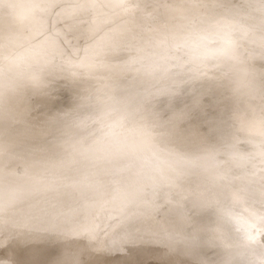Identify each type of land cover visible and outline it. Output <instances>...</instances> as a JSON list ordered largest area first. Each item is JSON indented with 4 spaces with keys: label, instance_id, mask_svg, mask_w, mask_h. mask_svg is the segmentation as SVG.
Instances as JSON below:
<instances>
[{
    "label": "bare ground",
    "instance_id": "6f19581e",
    "mask_svg": "<svg viewBox=\"0 0 264 264\" xmlns=\"http://www.w3.org/2000/svg\"><path fill=\"white\" fill-rule=\"evenodd\" d=\"M57 1L59 2V0H54V1L49 0V2L47 4L44 3V5L38 4L39 6L29 7L28 6L29 1L28 2L25 1V3L20 5L19 0H0V60L1 59H3V60L7 59L5 61L6 62L8 61L6 63L2 60L7 65L6 66L0 65V66H2L0 68V264H113L112 257L110 256L109 253H106V252H108V250L105 251L104 248H101V245H102V242H101V237H102L101 235L102 234H101V232H103L104 230H109V231L115 232L117 230V228L119 229L118 234L120 236H124L123 237L124 242H121V244H119V245L117 243L118 247L122 248L124 251H126L127 254L129 255V257H132V259H133V255H135V253H136V255H137V252L139 254H141L143 259L139 258L140 264H177V259L180 256L187 257V258H188V256L189 257L192 256V258H197V251L195 249L194 250L191 249V247H189V245H188V243L190 241V236H188L186 234H182L179 231L172 230V232L170 234H168V233H166V231L162 230L160 232V234H159V232L156 233V234H158V236L155 234V239L154 238L152 239V237L150 238L149 235L153 231V228L150 226L149 221L143 222L144 220H146L147 216H150V214H149L150 212L146 213V211H148L150 209H148V206H147V210H144L145 212L141 211L140 209L137 211H134L135 207L131 206V204L134 205L133 204V203H135L134 199L137 196L141 197L139 199L141 201L140 203H142L144 205L147 204L149 202V200H148V198L146 199L145 197H143V196H146V194H147L146 192L142 193L141 191L138 192L137 188L134 189V187H136L134 184L139 183V181L136 179V177H138V175H137L138 172L143 171L142 166L141 167L137 166L136 169L134 168L135 170L133 172V175L126 176L125 174L127 173V169H126L127 165H125V164H129L130 162H135L137 165H141V163H144V161L142 159H140L139 157L147 159L148 154L154 158H156V156H161V157H166L169 159V163H166L167 165H165V169L167 171L166 176H167L168 182L162 187V194H164L163 196L171 195L169 193H171V190L173 189V187L175 188L176 186L183 185L184 183H185V185L189 186L193 190L194 200H201L203 202L204 209H205L204 211L202 210L203 212H201L198 216H196V220H198V222L202 220L203 222H207L208 224H211V235H212L213 241H215V243H212V244H214L213 247L216 248L218 245L219 248H221V247L222 248H228L229 243L232 242L234 239V236H236V234H235L236 231L238 232V229H242L245 226L240 219L241 215L240 216L234 215V214L229 215L230 211L229 212L224 211L223 208L221 206H219L220 202H218L216 198H218V195L220 194L219 192H221V191L222 192L223 191H232L231 190L232 187L233 188H240L239 186H243L248 192L244 196L243 195L241 196L242 205L244 207L249 208L248 203L250 202L252 197H251V194L249 193V190L247 189V186L255 187L257 185H264V171H263L264 168L263 167H262L263 169L261 171H256L257 173H254L257 175H260V173H261L260 176H256V175L254 176V174H251L254 171L253 166L255 169V166H257V164H258V161H256L257 164L253 163V160L254 159L256 160V158H254L255 157L254 154L255 153L260 154L261 151L263 152L264 146L262 147V145H264V141H263L264 137L262 136L263 135L262 133H260V135L262 134L261 136L263 137V139L261 137H258L259 139L256 136L254 137V135L257 133V131L260 130L259 132H262L261 130H263L261 128L259 129L260 125H257L258 126L257 128L259 130L256 127H254L257 131L256 130L253 131L254 128L251 127L252 122L250 123V121H245L246 118L248 117V115H246L247 117L246 116L244 117V115H243L244 113L248 114L249 112H252L251 109H254V111H256V109L259 108L258 110H261L260 107H263L260 105H259L260 107H258V104L256 103L257 101L255 98H253V99H255L256 102L252 101V99H249L250 91H248L249 93L248 94L246 93L249 96L248 99L251 100L252 102H254V104H255L254 107H257V108L255 109L253 107L254 104L251 101H249L247 103L246 101H248V100L245 101V104L247 103L246 106H248V107H250L249 105H251L252 108L250 107V109H249L246 106L244 107L245 104L243 102L245 100L244 96L246 94H244V96L242 95L243 99H240V98H242L240 96L241 95L240 94L239 95L240 97H238V96H236V97L238 99H240L241 101L243 100L241 102V104L242 103L244 104L242 106L244 109H241V112L243 111L244 113L238 112V109L236 112L239 113L238 115L241 114L245 118V119H242V121L245 123L244 124L240 123V125L241 126L247 125L246 127L249 126L248 129H250V128L253 129L252 132H254V133H252V134H254V135L253 136L250 135V136H252L253 138H257L256 140L258 141V143L262 142L263 144L259 145V149H261L260 147H262L263 149H261V151L260 150L258 151V148H257L258 144H257V146H256L257 150H256V148H255V150L253 148L252 150H254V151L249 152L250 154L252 152V154L254 156L252 154L250 155L248 153L249 156L254 158L252 160L253 165L251 164L250 157H249V159H247L248 162H246L247 160H242L244 158L242 156H245L247 158L248 157L247 152L252 148L253 145L255 146V144L257 143L256 141H255L256 142L255 143L254 139L252 140L251 137L248 135V138L251 139L250 142L253 141L254 144L252 143L253 144L252 145L248 141V143H250V145H252V146H250L251 148L247 149L248 151H246V153H244V150H246V148L244 149V146L249 147L248 143L244 142V140H246V139L249 140L245 135L250 134V133H248L251 130L250 129L247 133L245 132L246 134H244L246 139H244V136L241 137L242 139H244L243 141H241L243 143L242 145H243L244 150H242V148L241 149L238 148V147H240L239 146L240 144L237 146V144L235 143L236 151H234V154H236L237 150L240 149L241 153L240 152H238V153H240L241 155L243 154L241 156V161H244L243 164L241 163V161H240V163L242 164L243 167H244V164H245V166L247 163L249 165V162H250V165L249 166L247 165L243 169L241 164H239L238 169L240 168L239 166H241L242 170H245L248 167H249L248 169H250V170L245 172V173H244V171L240 170L239 173L242 172L243 175H242V173H240L241 175L238 174L240 176L234 177L236 179V180H234L235 181L234 182L233 181L234 178L233 179L231 178L234 175L233 176L229 175L230 177L228 176L230 170H227L228 174L225 175L226 176V178H225L223 175H221L219 173V171H220V169H218L219 165L212 167V164H210L211 161L209 159V154H208L209 150H208L207 146L204 145L205 148L203 147L200 151H197V146L199 144L206 142L205 138H204L205 134L208 133L207 136L210 134L208 136V137H210L212 134L211 131L213 129H216L218 124L221 125L224 118H226L225 120H228L227 118L230 117L231 113L233 112V110L231 108H229L232 111L231 110L226 111L229 113V115H228V117H224L227 115V114H225L226 112L224 113L225 110L221 109L220 107H217L216 104H213V105H215L214 106L215 108L211 107L212 110L215 109V111H218V109H219L220 112L222 110V114H224L223 115L224 118H222V121L219 123V120H217V117H216L215 121L218 124L215 125L216 127L214 128V126H212L213 124L210 122L213 120V118L215 119V116H216L215 114H210V117H211V115L213 117V118L211 117L212 120H210V117H209V119H208V117L205 118V119H207L208 124L206 123L205 119H203L205 122L202 119H200L203 115L202 114L203 113L202 108L204 106H206V104L210 103V101L216 102L215 100H217L218 96H220L219 98H221V99L218 98V100H220L222 102V99L224 97L222 96V94H220V95L218 94V96L215 100L213 98H211L210 101L206 100L209 98L208 96H212V94L209 95L210 93L207 89L206 90L204 89V91H206V93L203 94L202 92H204V91H202V89L200 90V88H205V86L211 87L212 85H205L203 83L204 78L203 79L194 78L195 74L192 72L193 69L197 68V70H199L198 68H200V67L202 68V66L205 65L204 63H205L206 59H205V61H203V59H200L201 56L199 54L202 52L201 55L205 56V54H207V53L210 55V52H211L210 47L207 48L208 44H206V42L209 43L208 41L212 39L211 35H215V36L217 35L218 38H220L219 37L220 35H218V34H220L221 30H219L220 32L218 33L217 32L218 29L216 28V27H220V26H218L219 22L215 23L213 25L214 27L211 24L207 25L206 23L217 22L219 19H223L224 17L223 18H221V17L225 14V12L223 13V11H222L223 14L219 13L221 11L217 12L221 15V16L218 15L220 18L217 15L214 16V14H212V13L215 12V14H217L216 10H214L215 7L217 8V6L214 5L215 6L214 7L213 5H211L213 7L210 8V10L211 9L213 10V11L211 10L212 11L211 14L213 16H211V17L206 16L207 14H205L204 12H206V13L208 12V15H209L210 12L207 10L209 9L210 6L204 5L205 8L208 7L207 9H205L204 7H202V5H203V3H205L206 5H208V4L210 5L209 2H211L213 0H209L208 4L206 2H204V1H208V0H204L203 3L201 2L202 0H200L201 8H204V11L202 9V13L205 14V16L208 19L204 18V21L206 20V23H204V24H206V25L203 24L204 26L203 25L197 26L198 23L200 24V22H204V21H201L203 19L202 18L203 16L200 15L201 11L200 12L198 11L199 15L197 16V17L201 16L200 22L198 21L197 24L195 22L196 17H194V15L196 16L197 12H195L194 9L195 10H197V9L194 6L196 4H198V3H196L197 1L194 0V1H196L195 4H193L194 2L191 1L192 2V4H191L190 0H174V1L178 2L177 4H178L179 8H181L183 6V4L181 6L180 3L181 2L184 3V6L186 8L185 7L182 8V11L188 9L187 8L188 2L190 5H192L191 6L192 8L189 7V9L191 10L194 8L191 11L188 10L191 12L190 13L191 15L193 13L192 11H194V13H196V14H193V17H194L193 23L190 24L191 20L189 18L191 17V15L189 14L190 17L185 21L190 20V23H189V21L187 22L190 25L187 26V24H186L185 26L189 27V26H192L193 24H195V26L199 27V28H196L195 30L200 29V28H201V30H204L205 26H206V28H207V26H209V28H207V30H210V32L208 31L209 33L213 32L215 30V28L217 29V31L215 30L217 32L216 34L214 33V34L210 35L211 38H208L209 34L205 37L206 42L204 40V37H202L203 38L202 40L205 42L203 45L206 44V46H205V48L202 47L203 49H200V51L201 50H204V51L208 50L209 52H207V51H206V53H204V51L200 52L199 51L200 45L197 42L196 46L199 45V48L197 51V52H199V54H198L195 52L196 51L194 48L195 45H193V44L195 43L194 41H197V40L200 41L201 34H199L198 31H196L197 33L196 32L191 33V31H193L192 29L195 28L193 26H192L193 27L192 29H191V27H189L191 30H188L189 28L183 26L184 24L182 22L183 21L182 18L185 15L182 16L181 13L183 14V13H185V11L182 12L179 9V11H181L179 14L182 17L179 14H178V16H180V17H178V16L177 17L179 19L181 18L180 19L181 23H182V25H181L180 23H177L178 18L176 19L175 18L176 16H174L177 14H171L172 16H170V15L165 16V15L161 14L162 11L160 12V10H162V8H163V6H162V8L160 6L161 3H162V5H164V8L166 7L168 13L170 12L171 8L169 9L167 7H170L171 4H173V3L170 2L171 4L167 5L168 4L167 0H145L144 4L146 3V4L150 5L151 3L152 4L155 3L154 5H150V6H153V8L157 4L156 8L158 10L156 8H155V10H157V12L159 11V14H161L163 16L162 19H164V17L165 18L167 17L169 19L175 18L174 20H176V21L174 23H172L173 21L170 22L171 24H174V27L176 25L177 26L180 25L183 28H186V30L190 31V34H188V31L184 32L185 30L183 28H181V27L179 28V26L178 27L176 26L177 28L184 30L182 32H179V31H177L179 29H177L176 27H175V29H176L175 30L172 27V25H168V27L170 29L173 28L175 31H177V33L176 32L174 33L173 30L171 29V31H172L171 33H174V35H175L176 39L175 38L174 39L177 41L176 42V41H174L173 38L170 39V37H168L169 36L168 34L170 32L168 33L169 28H165V25H166L165 22L166 21L164 22V21H161L162 19H159L158 22L161 21L160 24H162V25H158L155 23L156 21L154 22L152 20L157 25V29L160 28L158 26H161V31H162V26L164 25L163 28L165 30H167L164 33L165 35L167 34V36L165 38L166 43H167V40L169 38L170 40H172V42L175 44V47H176V43L180 42L181 41L180 38H182V42H180V43H183L184 45L186 43V45L188 44V47L194 48L195 53H193L192 49H190V48L188 49L186 47L185 52L187 51V49L190 52L191 51L192 52L189 53V51H187L186 52L187 54H185V52H184L185 55H182V56L183 57L186 55L190 56L189 54L193 53V55L198 54L197 56L194 55V57H198V59L196 60V58L193 59V58H189L188 56H186V57H188V60H186V57H185L186 63H182V62H184L183 58H182L183 61H181L182 60L181 58H178V57L173 58L172 55L175 56L174 54H176V52H178V51L179 52L181 51V53H183V51H184L183 49L185 48L186 45L184 46V45L178 43V45L184 46V48L181 50H179V49L176 50V48L173 46L174 44L172 43L173 44L172 46L174 47L173 48L174 51H173V50H171L172 47H170V48L168 47V45L171 44L169 41H168L169 44L167 43L168 45L166 43H165L166 45H163L162 43L164 41L161 40L162 42H160V44L163 45V47H162L158 42V40L161 38L152 39L153 37L157 36L156 33L159 30L157 31L155 29V32H156L155 34L152 33V31L149 32V33L154 34V36L152 34H149L147 30H145L146 29V28H144L145 25L147 27V25L150 23H151L150 26L147 27L148 30L150 29V27H151V30H154V28L156 27V26H154V28H153L154 23L152 21H150L153 18V16H154L153 13L155 11L153 8H152L153 10H149V8H147L149 13L154 11L151 15L147 12L146 9L144 10V11H146L147 14L151 15V17H152V18L150 17V19H148L149 17L146 15V13L143 10H141L140 6H139V8L137 7L138 5H141V3H139V1L143 2L142 0H139V1L138 0H69L68 9H64V10H61V9L58 10V8L56 6ZM137 1H138V3H136ZM168 1H170V0H168ZM216 1H220V2L222 1L221 4H223V2H224L225 6L224 5H222V6H224L225 8L227 6L232 7L230 5H233L232 0H230L232 2L229 5H227L228 0H216ZM216 1L214 0L213 3L215 2V4L218 5V7H219L221 4L220 5L217 4L220 2H216ZM236 1H234V5L237 4L236 7L238 6L239 3L240 4L238 7H240L241 2H243L242 5H245V6L247 5V7L249 6L246 10V7H243L241 5L243 7L242 10L243 11L245 10L246 14L248 12H250L251 10H253L252 8H254L256 10L255 11L256 13L262 14V19L264 20V0L262 1L263 3L259 2L261 0H259L258 2H257V0H248V1L245 0L246 4L244 3L243 0H240L241 2L239 1V3ZM134 2H135V4H138V5H136V6L132 5V4H134ZM164 3H166L167 6ZM213 3H211V4H213ZM146 4H145V6H147ZM175 4H176V2H175ZM189 4H188V6H189ZM132 6L137 7V10H135V8H133ZM145 6H143L142 9H144ZM176 6L177 5L173 4V8ZM196 6L198 8V5H196ZM222 6H220L217 9V11L219 9H221ZM147 7H149V6H147ZM159 7H160V10H159ZM224 7L222 8V10H225L226 12L230 11V8L226 10ZM242 7H240V8H242ZM138 9H140V12L138 11ZM166 9H164L163 11L165 12ZM198 9H200V7ZM234 9H236V8H234ZM248 9H251V10L248 11ZM133 10H135V12H138L139 14L141 13L140 15H144L143 13H145V15L148 17V18L147 17L145 18V15H144V18L146 19V21L148 20V22H147L148 24H145L146 21L145 22L143 21L144 27L142 29H143V31L145 30L144 34L145 35L149 34L147 36L151 35L150 36L151 38L147 37V36L144 37V34H142L143 31L140 30L141 33H139V32L138 33L143 35L142 40H143V37L145 38L144 41L146 40V38L147 39L150 38L151 39V40L149 39V41H151V43L149 42L150 44H152V42L154 43V41L157 40L156 42H158L157 44H159V47L160 46L162 47V49H158L159 47L156 48L157 45L155 47L152 45L153 46L152 48L154 50L156 49V51H154V50H152V51H154V52L162 51L163 48L165 46H167V48H169V49H167L168 51L171 50V51L175 52V50H176V52L174 54H172L173 52L172 53L168 52L165 49V52L171 53L172 55H170V54L167 55L165 52H162V53L166 54V57H168L169 59L171 56L173 59H179L178 61L180 63L176 60L179 64L182 63V65L178 64L179 66L173 64L177 67H170L172 69L176 68V70L173 72L174 74H171L170 71L172 72L174 69L173 70L170 69V71H169V69H167L165 67L168 64L163 66L162 65L163 63H162L161 66H158V64H159L158 61L162 60V58H160V57L166 58L165 56H162V53L158 52L161 54V55L159 54L160 57L158 56L161 60H158V59H157L158 61L156 60L158 62L157 66H155V67H157L156 69H153V67H152V70L156 71V73L154 72V74H156V76L153 75V77L155 76L157 78L158 81H156V80L155 81L158 83V85H156V83L154 85L155 87H157L156 91H155L156 93L152 89H150V90L148 89V91H149V93H150V91L151 92L153 91L154 94L151 93L152 95H155V94L158 96L161 95V97L159 96L160 97L159 99H161V100L163 99L162 96L165 98V101L167 100V102H166L167 106L164 105L165 104V102H163L164 100L162 101L163 105H164L163 108L164 107H166V109L168 108V110L170 112L169 115L167 116V119H165V120H163V119L166 117L162 116V117H164V118H162L160 116L159 112L158 113L156 112L157 107L155 109V106L153 105L154 107H152L153 108L152 109L149 106V102H150L149 100L150 99H151V102H150L151 106L153 103H156L157 101L159 102V99L158 98L156 99L153 96L152 98H154L155 100L152 103L153 100H152V98H150L151 95H149L150 97H147L148 95H146L148 93L146 91L147 88H145L146 92H144V90H143L144 88L140 87V85H142L144 82H146V81H144L146 78L144 77L143 73L141 75L140 72H143V70H145L146 66L148 67V65H143L144 64L143 61H146L149 58L148 55L152 49L150 47V50L148 52H147V48L144 50V48H145L144 44L147 45L148 40H147V43L143 42V41L138 42L139 41V38L137 37L138 33L136 36H132V34L134 33L135 30L134 31L130 30L133 28L127 27V29H129L130 31H133V33L131 32V36L134 37L135 39L138 38V41H137L138 43H141V44L144 43V44H142L143 46L139 44V47L142 46L143 47V48L141 47V50L143 49L142 52L144 51L146 53L143 55L144 52L142 53L138 49L139 47H137V49H136V46L134 44H138V43L136 42V40H134V38H131V37L129 38L130 33L129 34L125 33V31H124V33L129 35L128 37H126L127 36L126 35L125 38H129L128 40L131 39L130 41L134 40V43L133 42H131V43H133V45L135 46L134 49L139 50V54L136 53L138 51L133 53L132 52L133 49L131 50V47L128 48V42H130V41H128L127 43L125 42L124 45L127 44V47L124 46L123 49H122V47L120 48V45L124 43V40L125 41H127V40L125 38H122V39L118 38V36L123 37V35H124V33H123V35H121L122 33H120V35H118L119 34L118 32L120 30H122L126 24L125 16L132 15ZM237 10H239V9L233 10L234 11L233 13L230 12V13H232V15L229 13L230 15H226L225 18H227V17L229 18V16H233V14H235V11H237ZM257 10H258V12H257ZM171 11H173L172 13H174L176 10L174 11L173 9H171ZM240 11L241 10H239V12ZM178 12H175V13H178ZM82 14L90 15V17H92L91 18L92 21H90L89 25L87 24L88 28H86V29H88V30L85 31V34L82 33L84 35H86V33H87V37L84 36L86 38V42H85L86 44L82 43L84 41L83 39H85L83 36L81 37V38H83V39H81V44H83V45L78 44L79 43L78 38H80L79 35L81 36L82 35L81 32L83 31L82 28H80V27H82L83 24L81 23L80 26H77L79 28L77 30L75 29L76 31L81 29L80 33L79 34L77 33V36H78L77 37V39H78L77 44L81 45L83 47L85 45L84 48L80 46L82 48L80 50L79 46H78L79 49H77L76 41L74 40L75 41V43H74L71 40V38H72V35H74V26L78 25L75 23L76 22L79 23L78 20L80 19V16ZM106 14H108L110 16L111 20L115 19V25L114 26H113V24H111L112 22L110 23L113 26V28L111 30H104L105 28L102 26L103 25L102 22H103V19L105 18ZM139 14H138V16H140ZM165 14H166V12H165ZM226 14H228V12ZM246 14H244V16H246V18H247V16L250 17V15H246ZM259 14H256V16L257 15L260 16ZM239 15H237V13H236L235 16H239ZM252 15H254V13H252ZM252 15H251V17H252ZM134 16H135V13L133 15V18H134ZM156 16H154L153 19L158 20L159 15H156ZM241 16L243 17L244 20L246 19L243 16V13L241 14ZM258 16H257V18H259ZM214 17H217L219 19L216 18V21H211V20L215 19ZM133 18L131 19V17H130L131 20H133ZM185 18H187V16H185ZM252 18L251 19L249 18L250 24L252 23L251 22ZM255 18L256 17L254 16V19ZM257 18L255 19L256 22L258 20ZM169 19H167L168 24H169ZM230 19H234V18H230ZM259 19H261V18H259ZM134 20L132 22H134ZM164 20H166V19H164ZM208 20H209V22H207ZM225 20H224V23H226ZM238 20H240V22H238V23H241L242 19L238 18ZM263 20H260V22H258V23H261V21H263ZM108 21L110 22V20H108ZM170 21H171V19H170ZM231 21L232 20H230V22H229V19L227 21L230 24L229 26H231V24L234 23L235 19H234V21H232L233 23ZM248 21H242V24L244 22L248 23ZM32 22L34 24H32ZM109 22L107 24H109ZM139 22L141 23V21H139ZM152 23H153V25H152ZM107 24L105 23L106 26H107ZM242 24L240 26H242ZM253 24H255V21ZM263 24L264 23H262V26H264ZM128 25L132 26L130 24H128ZM134 25H136V24H134ZM215 25H216V27H215ZM226 25L227 24H225V26ZM233 25L240 27L239 24H237V21ZM255 25H257V24H255ZM201 26H203V28ZM222 26H224V25H222ZM222 26H221V28H222ZM234 26H232V27L234 28ZM236 26H235V28H236ZM244 26H245V24L243 25V29L246 28V27L244 28ZM252 26L253 25H250V29ZM260 26L261 25H259V28L261 29L262 26L261 27ZM108 27H110V25ZM136 27H138V25H136ZM210 27L212 29H210ZM232 27H229V28L232 29ZM253 27H255V26H253ZM253 27L251 30L255 31V29L257 27H255L254 30H253ZM206 28H205V30H206ZM227 28H228V25H227V27H225V30H227V32L231 30V29L228 30L229 28L228 29ZM262 28L264 29V27H262ZM83 29H85L84 26H83ZM211 30H213V31H211ZM225 30H223L224 33L226 32ZM234 30H237V29H234ZM241 30H242L241 27L238 28L236 33H239L238 31L244 32V30H242V31ZM245 30L247 31L248 29H245ZM127 31L128 30H126V32ZM232 31H233V29L231 30V32ZM249 31H247V32H249ZM252 31L250 33L253 34L252 36L254 37V33ZM262 31H264V30H262ZM162 32H164V31H162ZM162 32H160V33H162ZM202 32H204L203 34L208 33L206 31H200V33H202ZM231 32L230 33L228 32L229 33L228 35H231V37H232L234 35L233 34L234 31H233V33H231ZM160 33H158V34H160ZM255 33H257V32H255ZM261 33H263V32H260V34ZM179 34H181V35H179ZM70 35H71V38H70ZM115 35H118V36H115ZM176 35H179L178 36L179 41L177 40ZM223 35L226 36V34H222V36ZM261 35H263V34H261ZM112 36L114 39H115V37H117L118 39L116 38L117 40L115 39L112 41L111 40ZM158 36H161V35H158ZM203 36H205V35H203ZM215 36H213L214 40L212 39L213 43L215 41V38H216V40H218L217 36L216 37ZM225 36H223L222 38H224ZM250 36L251 35H249V37L247 38L249 41H250L249 38L253 39V37H250ZM73 37H75V35ZM161 37L164 38L165 36L162 35ZM261 38H262V36H261ZM69 39H70V42L72 41L71 43L76 44V47H75L76 49L74 48V46H72V48H74L75 50L71 51V49H70L71 45H69ZM72 39H74V38H72ZM75 39H76V37H75ZM119 39H120V41L123 40V42L121 41L122 43L120 45L118 44L119 48L122 50L127 48V51L129 49L130 50L128 52L126 50H124L123 52H120V54H121V55L119 54L120 56L119 55L116 56L115 53L113 55H111L110 50L112 49L111 51L113 53V49H115L114 47L116 46V45L114 46L113 43L117 44L116 41H118ZM228 39H231V38L227 36V38L225 39L226 41H224L226 43H224L223 41H221V42L226 44V46H228V45L230 46V44H227ZM235 39L236 38H234V40H233L234 42L239 41V40L235 41ZM110 40H111V42H113V43H111V45L108 42ZM202 40H201V42L203 43ZM253 40H252V42H253ZM239 42H237L238 44L235 43V45L237 44V45L241 46L239 44ZM102 43H105L106 47H107V45H110L111 49H109L107 47V50L108 49L109 50H108V52H105L104 50H106V47H104V45L102 46V47H104V50H102L103 48L100 49V47H101L100 44H102ZM106 43H107V45H106ZM202 43H201V45H202ZM215 43L217 45L216 41H215ZM263 43H264V41H263ZM189 44H192V46ZM93 45H96V47L94 46L92 48L91 46H93ZM98 45L100 47H97ZM133 45H132V48H133ZM233 45H234V43L232 44V46ZM235 45L233 47H235ZM68 46H69V48H68ZM147 46H149V45H147ZM218 46L219 45H217L216 47L218 49H221L223 44L221 47L220 46L218 47ZM232 46L229 48H230V50L232 49L234 51V48H232ZM59 47L62 48L61 51L60 50L58 51V49H60ZM95 48H99L100 50H102V53L104 55H102V53L100 55H102L103 57L105 56V58L110 57L109 53L111 55L110 58H113L112 60H114V57H113L114 55H115V57H119L117 59V62H116V58H115L116 63L114 65H112V63H110V64L108 63L109 64V66H108V64L105 63L106 59L104 62L102 60L103 57L101 58L100 55H96L95 51H94V53L96 56L92 53L93 50H91V49L96 50ZM119 48H118V50L115 49V51H121ZM211 48H214V46ZM223 48L226 49V47H223ZM238 48L235 47L236 50ZM253 48L255 49V47H253ZM262 48H264V47L258 48V49H260L261 52L258 50L259 52L257 51L258 53H256V54L261 53V55L263 57L264 51H262ZM99 49H97V52H98L97 54L100 53ZM196 49H197V47H196ZM218 49H215V51ZM224 49H221V50L222 51L227 50V49L226 50H224ZM240 49L241 48H239V50H237L235 53H237L238 51L240 52L241 51ZM242 49H244V48H242ZM66 50H68V51H66ZM246 50H248V49H246ZM62 51L65 52L64 53L65 57H69L68 59L70 60L71 64L73 65V72L71 74V72L66 71V73L69 72L66 74L67 75L66 77H68V75L70 74V77L68 79L66 78V82L63 80L65 77L61 80L58 78V80L60 82L58 80H56L59 82L58 85L67 84V81H68L69 87L66 86V87H68V89L66 88L67 92H65V91L61 92V90H59L61 93L59 92V94H58V91L56 90V93L58 95L57 94L52 95L51 94L52 89L47 88V86L49 87V85H45L46 84L45 82L47 80V76H48V80H49V78H51L50 82L53 81L52 78H54V77L53 76L49 77V75H51L53 73L50 74V71L47 72V69H45L43 67L44 63H41V61L43 60V58L44 59L49 58V59L53 60L56 53L58 52L57 54H59V52L62 53ZM152 51L150 53H152ZM218 51H220V50H218ZM233 51H231V52H233ZM248 51L246 53H248ZM129 52L132 53V56L135 54L136 57L135 56H134L135 58H133L132 56L130 57L131 54L128 56ZM214 52L212 53L211 56H213V54H215ZM227 52L226 53L229 55L230 54L229 51H227ZM239 52L237 53L238 57L233 56V57H235L234 58L235 62H236V60H235L236 58H237V61H239V58L242 59V56L246 55V53H244L245 55L243 54V52H244L243 51L242 52L243 55H241V57H239ZM105 53H106V55H105ZM147 53H148V55H147ZM218 53H220V52H218ZM235 53H233V54L235 55ZM137 54L138 55L141 54L140 56L147 55V56H145L147 59L145 57H143V59L144 58L145 59L142 61L141 65L139 64V66H141V68H143L142 66H145L144 69H138L137 65L139 63V59L141 61L142 57L138 56ZM153 54H151V55H153ZM178 54H180V53H178ZM208 54H207V56H209ZM224 54L225 53L223 52V55ZM256 54H254V56H256ZM92 56L93 57L95 56V59H96V57L99 56L101 58L102 62H98L99 58H98L97 62L98 63L104 62V65L98 64L97 62L95 64H92L90 61H88V60H92V58H93ZM154 56H156V53ZM177 56H179V55H177ZM182 56H180V57H182ZM211 56L204 57V58H208V59L211 58L214 61V59H216V57L214 56L215 57L214 58ZM218 56H219V54H218ZM227 56L225 55V57H227ZM229 56H232V55H229ZM258 56L260 57V54ZM258 56H256L255 59H257ZM220 57H223L222 53H220V56L218 58L220 59ZM60 58L62 59V56ZM60 58H57V59H60ZM150 58H151V56H150ZM168 58H167V60H169ZM202 58H203V56H202ZM228 58L229 57H227V58L223 57L221 59H223V61H226L224 59H228ZM49 59H48V61L50 62ZM155 59L156 58L153 57V60H155ZM189 59H193V61H191ZM221 59L219 61H217L218 59H216L214 62H217V65H218L219 63H221L220 62V61H222ZM259 59H261V57L258 58V61H260ZM65 60H63L64 63L65 62L68 63V61H65ZM96 60H93V61L95 62ZM165 60L166 59H164L162 62H165ZM210 60H208V62L207 61L206 62L209 63ZM212 60H211V62H213ZM263 60L264 59L262 58L261 63L264 62ZM2 61H0V62L2 63ZM45 61H47V60H45ZM58 61H60V60H58ZM63 61H60V62H63ZM148 61H149V59H148ZM170 61L171 60H169V62H168V63H170L169 66H172ZM60 62H58V64L62 65V63H60ZM110 62H111V59H110ZM112 62L114 63V61H112ZM147 62H145V63H147ZM150 62L151 63L153 62L152 64H155L154 63L155 61H149L148 63H150ZM177 62L172 61V63H176V64H177ZM226 62H228V61H226ZM240 62H242V64H244L245 59L243 61L240 60ZM4 63H2V64H4ZM64 63H63V65H64ZM210 63L207 64L202 69H205L207 66L209 67V65H211V67H212V64H210ZM223 63H225V62H223ZM223 63H221V64H223ZM229 63H230V61L228 62V64ZM47 64H48V62H47ZM183 64H185V65H183ZM242 64H240V65H239V63L236 64L238 68H241L240 71H244L245 70L244 68L249 66V65L248 66L246 65V67H245V65L241 66ZM247 64H249V63H247ZM68 65L66 64L65 66H68ZM149 65H151V64H149ZM225 65H227V63L224 64V67L226 70H228L227 68L232 66V65H230V66L228 65L229 67H227ZM236 65L234 64V67H231V69L235 68V70H238V68L235 67ZM65 66H63V67H65ZM220 66L221 65H219L218 67H220ZM263 66H264V63H263ZM36 67H39L41 69V74L37 78H34L33 76H35V74L33 73V71L31 69L36 68ZM149 67H151V66H149ZM192 67H195V68H192ZM208 67H207V70H209V72H210L211 67H209V68ZM218 67H214V71H216L215 68L217 69V71L220 68L221 69L224 68L223 65L219 69H218ZM65 68H63V70ZM191 68H192L191 73L194 74L193 75L194 77H192L191 75L190 76H191V79H193V78L195 79L193 81H194V83H196V85L194 84L193 86H191V84H190V86L193 87V89H196L198 87L196 90L192 89V91L198 92V90H199L201 92V94H199L198 96L203 95V97L205 96V94H208L207 95L208 98L205 97L204 99H202V100H205L206 104L204 103V106H203V102L202 101L200 102L201 99L200 100L198 99V96H196L195 92H190L191 89H188L185 86L189 83V81H190V79H189L188 82H185L184 80H182L185 82L184 86L186 87V89H188L187 90L188 94L186 95L185 94L186 91H185V93H184L185 95L182 98V100H181V98H178L181 101V105L179 102L176 101L178 103L177 104L174 101L175 100L174 99L173 100L174 104L176 103L178 106L175 105V107H173L172 99L176 95L172 96V94L175 93L174 90L176 89V87L179 88V83L182 82V81L180 82V79H184L186 77V76H184V74H188L190 72L189 69H191ZM248 68H251V66H249ZM33 70H35V69H33ZM67 70H69V69H67ZM140 70H142V71H140ZM148 70H145V73L146 74L149 73L148 75L151 74V76H152L153 72L150 73L151 71H149L147 73ZM197 70H194V72ZM249 70H252V68ZM30 71H32L33 75L31 74V77L33 79L30 77V74H29V73H31ZM53 71L55 73L54 75L56 76L58 71L56 72V70L53 69L51 72H53ZM181 71H182V75L184 77H181L182 75L180 74L181 78H178V76H179L178 74ZM185 71L186 72L189 71V72L186 73ZM219 71H221V70H219ZM240 71L238 70V73L241 74V76H240L241 79L237 75L240 80L237 79L238 77L232 76V77L237 79V80L235 79L237 81L236 84L233 83V82H235L234 80H230L229 77H227V78H228L229 82L233 81L232 84L233 85L235 84V86L240 88L239 89L240 92L238 91L239 93H243L242 91H245L248 89L247 86H248L249 82L246 80V77H248V76H246L248 74L247 73L248 69H247V71L246 70L244 71V73H247L246 75L243 73V75H245L246 77L243 76L242 72H240ZM183 72H185V73H183ZM222 72H224L223 69H222L221 73ZM26 73L28 74V76ZM64 73L62 72L59 74L62 75ZM175 73H178L177 74L178 76L175 78L179 79V83L177 84L178 80H176V79H175L176 81L174 80L175 82H173V83L174 84L176 83V86H174L175 89L173 90L172 86L174 84L171 86L170 80H172L171 75L174 76V75H176ZM206 73H208V72H206ZM215 73H216V75H219L220 72L219 73L215 72ZM226 73L228 74V72H226ZM226 73H225V75L227 76ZM231 73H233V71ZM235 73H233V74H235ZM200 74L198 73V75H200ZM210 74L211 73H208V75H207L208 78H213V77L209 76ZM222 74L224 75V73H222ZM213 75L215 76V74H213ZM230 75L228 74V76H230ZM261 75L262 74H260V77H261ZM25 76H27L31 79L28 78V80H27V78H26L27 81H25ZM63 76H65V74ZM188 76H189V74H188ZM201 76H199V77H201ZM203 76L206 77V75H203ZM148 77H147V79L149 80ZM153 77H151V78H153ZM196 77H197V75H196ZM216 77L217 78L219 77V79H222V76L220 78V75L216 76ZM56 78H54V80ZM227 78L224 77L223 79H227ZM263 78H264V76L262 77V79ZM141 79H144L143 82ZM205 79H204V81H205ZM213 79H211V82H214ZM92 80L93 81L95 80L94 81L95 84H94V82L91 83ZM199 80H201L202 83L201 82L199 83ZM228 80H226V81H228ZM29 81H30V84L28 83ZM61 81H63L64 83H61ZM151 81L149 82V85L152 83ZM195 81H197L198 84ZM218 81H219V83H216L217 82L216 81V82L211 83V84L214 85L216 83L215 85L217 86V84L219 85L221 83L220 86H222V82H220V80H218ZM24 82L27 84V87H26V84H24ZM153 82H154V80H153ZM231 82L230 83L225 82V84L226 83L231 84ZM47 83L49 84V81ZM146 83H148V82H146ZM190 83H192V80ZM205 83L209 84V82H205ZM92 84H94V86H92ZM171 84H172V82H171ZM225 84L223 83V87L225 86ZM227 84H226V87H227ZM232 84H231V87L235 88V86H233ZM146 85L147 84H145V86ZM53 86H55V85H53ZM63 86L64 85H62V87L61 86H59V87L64 88ZM88 86L89 87L92 86V88L91 87L89 88ZM151 86H153V85H151ZM151 86H149V87H151ZM170 86H171L172 90L174 91V93L171 92ZM184 86L180 87V88H182V89H180L182 92L184 91L183 90L185 88ZM194 86H197V87H194ZM214 86L212 87V90H213V88H216ZM155 87H152V88L155 90ZM248 87H250V86H248ZM252 87H253V89H255L254 86H252ZM139 88L140 89L142 88L143 92L140 91ZM218 88H219V86H217V91L219 92V89L221 87L219 89ZM224 88H221L220 91L225 92L226 89L223 90ZM53 89L55 90V88H53ZM208 89H211V88H208ZM236 89L237 88H235L236 92L233 90H229V89L228 90L231 92L233 91L238 95L239 93L237 92ZM54 90H52V92ZM248 90H252V89L250 88ZM177 91L178 90H176V92ZM181 91H179V92H181ZM217 91H216V93H217ZM228 92L226 90V92L224 94L226 95V97L231 96V97H229L230 99H227V100H229L228 104L231 105L230 102L235 100L234 96H233L234 94L232 93V95L231 94L228 95V94H226ZM54 93H55V91H54ZM62 93L66 96V99L70 97L71 99L70 98L69 99L71 101L68 102L69 99L64 100V101L62 100L64 102V103L61 102L62 105L59 103H56V101L58 102L60 99H62V98L58 99L60 97L59 96L60 94L63 95ZM193 93L195 95H193ZM252 94H254V93L252 92ZM178 95H180V93ZM215 95H217V94H215ZM247 95L245 96V98H247ZM30 96H32V97H30ZM34 96H36L38 99H36ZM53 96H55L54 99H58V100L55 101L52 98ZM56 96H58V97L56 98ZM182 96L183 95H181V97ZM232 96H233V98H232ZM31 98L36 99V100H34L35 102L33 101L34 103L31 101ZM148 98H150V99H148ZM170 98H171V100H170ZM231 99H233V100H231ZM238 99L236 101H238ZM29 100L33 103V105H31V102ZM225 100L226 99H224V102H225ZM240 100L238 101L239 103L237 105V106H239L238 107L239 109H240V105H241ZM65 101H67L68 103ZM168 101H172V104H170V103L169 104L172 105L171 107H173L174 109L170 108L169 107L170 105L168 106V104H167ZM36 102H37V104H36ZM218 102L219 101H217L216 103L219 104L220 102L219 103ZM224 102H222V104H224ZM161 104L162 103L159 104L160 113L162 111L164 112V109L160 107V106H162ZM211 105L208 104L206 107L209 108ZM235 105H236L235 102H234V104L232 103V106L237 107ZM34 106H36V107H34ZM156 106H158V104ZM201 106H203V107H201ZM227 106L225 105V107H227ZM223 107H224V105H223ZM175 108H178V109H175ZM216 108H218V109H216ZM246 109L248 110L247 112H245ZM207 110L210 112L209 109H207ZM262 111H264V110L262 109ZM220 112L218 111L217 114H219ZM99 113L101 115H99ZM234 113H235V111L232 114H234ZM252 113L256 114L257 111L252 112ZM252 113H250V114H252ZM161 114H163V113H161ZM204 115L207 116V115H209V113L208 114L205 113ZM234 115H236V114H234ZM238 115H236V116L237 117L241 116V115L240 116H238ZM92 117H98V118H95L97 120H94V118H92ZM221 117L222 116L220 115V119H221ZM232 117L233 116H231V118ZM251 117L253 118V117H255V115L254 116L251 115ZM259 117H260V114L257 117L258 121L256 120L255 122H258L259 124H261V122H259V120L261 118H259ZM91 118L93 119V121H92V123H89L88 119H91ZM231 118L229 121H231ZM91 120H90V122H91ZM200 120H202L206 124V126L204 125L205 127H207V125H208V129H209V125H210V128H211V126L213 127V129L212 128H211V130L209 129L210 131L208 129H205V130H208V132L204 133V136H203V132H205V131L204 130L201 131L198 128V124L201 123ZM209 120H210V122H209ZM238 120L239 119H234V121H231V123L234 122V124H235L234 126H236V123ZM94 121H96V122H94ZM215 121L213 120L212 122H214V124H215ZM224 121H223V123H224ZM93 123H94V125H92V126L87 125V124H93ZM226 123H227V121H226ZM226 123H224V124L228 127L227 128L228 131L229 130L231 131V129H229V127L231 128V126H230L231 123L229 122V125H227L228 123L227 124ZM85 124L88 127H86ZM180 125H183V126H180ZM220 125H218L217 129L226 128L225 125H223V124L221 125V126H224V128L219 127ZM238 126H239V124H238ZM245 126H243V127H245ZM243 127H240V129L237 132L239 133L241 131V133H244V132H242V130H245L247 128H243ZM202 129H203V127H202ZM230 131L228 133H226V136H224V138L220 135L222 137V140H217V138L221 139L219 134H217L219 137L218 136L216 137L215 134L214 135L212 134V136H214V137L211 136V139L214 140L213 138H216V140L213 141V143H215V144H212V141L210 139L208 140V138H206V140L211 141V142H208L210 147H211V149L209 148L210 151L214 150L216 148V146H215L216 143L219 145V141L223 142L224 139H226L225 137H230V135H231L230 133H232ZM232 131H233V127H232ZM237 132H235L234 135H236ZM213 133H214V130H213ZM241 133L237 134L238 135L237 137L233 136V138H235L236 140L239 137V139H238L239 142L237 140L238 143H240ZM227 134L228 135L230 134V135L227 136ZM223 135H225V133ZM232 135H233V133H232ZM257 135H259V134H257ZM207 136H205V137H207ZM260 138L262 139V141H259V140H261ZM229 139L231 141H233L231 138H229ZM235 139H234V141H235ZM225 141L228 142L229 140L228 141L225 140ZM226 142H224V144L222 143V145H227ZM210 143L212 145H214L215 147H213ZM230 144H234V143L231 142ZM193 145H196V146H193ZM228 145L226 147L225 146L224 147L228 148ZM229 146H230L229 148H231L232 145H229ZM220 147L223 148V146H221V144H220L219 147H217L216 149H218V148L220 149ZM212 148H214V149H212ZM225 148H223L224 152L226 150ZM233 148H235V146L234 147L232 146L231 149H233ZM242 151H243V153H242ZM255 151H258V152H255ZM216 152H219V151H215V154H216ZM224 152H222V153H224ZM227 152H229V151H227ZM227 152L224 154H228V155L230 154V158L235 156V155H233V151H231L230 153H227ZM130 153L134 154L133 155L134 158H131L129 160V159H127V157H128V154H130ZM222 153L220 155H222ZM238 153L236 154V156L239 155ZM198 155L200 157H198ZM130 156H132V155H130ZM224 156H225V158H223L225 160L224 163L227 160H229L228 162H230L231 159H228L229 156H228V158L226 157V155H224ZM224 156L222 155V157H224ZM257 156H259V155H256V157ZM260 156L262 158L263 153ZM259 157H257V158H259ZM263 158H262V161H263ZM109 159H112V160L117 159V162L114 165V169H112L113 171L110 170V171L106 172V174L104 173L105 174L104 175V174H102L103 172L99 169L104 167V164L106 162H108ZM125 160H127V161H125ZM232 160L234 161V159H232ZM123 161H125V162H123ZM218 162L220 163V161H218ZM218 162H217V164H218ZM238 162L239 161H237V163ZM235 163L236 162H233V164L231 163L232 166ZM237 163H236V166H237ZM24 164L30 165L32 174H31L30 180L22 182L21 180H23L24 178L23 179L21 178V180H19L18 175H17L16 171L14 170V166L15 165H24ZM225 164H223L222 166H224ZM260 164H262V163H259L258 167H256V169H261V167L259 166ZM132 165H133V163H132ZM106 166H108V165H106ZM109 166H112V165H109ZM227 166H229L228 169L229 168L231 169V166L228 165V163H227ZM148 167H150V166H148ZM111 168H113V167H111ZM233 169H235V166L232 168V170ZM238 169L236 167V171H234V172H236L235 175H237ZM102 170H103V168H102ZM250 171H252V172H250ZM234 172H231L230 174H233ZM130 173H131V171H130ZM124 176L127 178L126 180H123V181L119 180L118 181V179H120L122 177L124 178ZM26 179H29V178L26 177ZM122 183H124V184L130 183L133 186V189L132 188H130L129 190L121 189L120 187L122 185L121 186H119V185ZM97 184H99L103 187L104 190H103L102 194H100L102 191L100 193L96 192V191H99L102 189V187H101V188H97L98 189L97 190L96 187H99V185L96 186ZM141 189H142V187H141ZM250 191L252 193L254 192L253 189H251ZM163 198H161V199H163ZM167 198H164L165 201L167 200ZM159 199H158V201L163 202V200H159ZM101 202H103L102 204H104V206L106 205L104 207L105 211L101 210V206H102ZM164 203H166V202H164ZM215 203L218 205H215ZM110 206H112L111 208H113V209H111ZM130 206L134 209L133 210L131 208L133 210V212L130 209H128V208H130ZM164 206H165V204H164ZM144 207H146V205ZM156 207H158V206H155V208ZM109 208H110V210H112L111 213L116 211L115 213L117 214V217H118V218L116 217L115 213H113V214L117 219L114 216H113L114 217L113 219L111 216H108V217H111L110 220L112 219L111 221H109L107 218V220L110 222V224L107 223L108 221H105L106 218L102 221H101V219H99L100 217L102 218L103 216H105L107 214V210ZM49 209H54V211L56 209H58V210L60 209V211L62 210L63 211V212L61 211L63 213V216L61 214L62 218L61 219L56 218L57 221H56V219L53 220V221H56L54 223L52 221V219H53L52 218L51 222H49L50 220L48 221L46 219V217L48 215L50 216V214H52V213L48 214ZM58 210H56L57 211L56 212L57 215L55 214L56 216H59ZM127 210H130L131 212H129ZM162 210H164V209L162 208ZM52 212H53V210H52ZM127 212L132 213V214L134 212H136V213L131 215V214H127ZM54 213L52 214V216L54 215ZM103 213H104V215H103ZM108 215H109V213H108ZM126 215H129V218H127L128 220L124 219L126 217ZM152 215H153V213H152ZM130 216H131V218H130ZM250 216H251V218H253V226H255L256 231L260 232L261 229L264 228V209H261L258 212H256V211L252 212L251 211ZM119 217H120V219H119ZM45 219L47 220V224L45 222ZM114 219H116L117 221L118 220L122 221L123 219L125 222L127 221L126 225H124L125 227H123V224H121L122 222L119 221V223L121 225V228H120L119 227L120 225H118V223ZM163 219H166V218H163ZM202 221H201V223H202ZM48 222H49V225H51L50 223H53L51 225V227L48 226ZM125 222H123V223H125ZM237 222H240L241 224L239 223L240 225L236 226V224H238ZM115 223H117L118 227L115 225ZM142 234H144V235L142 237H140ZM216 235H223L221 237L222 239H216V237H217ZM45 236H48V238L50 239L49 240L46 238L47 241H51L48 244L53 243L55 245V247L58 248V249L57 248L56 249L59 251H56V249H54V248H52L54 250L49 249L50 247L48 246L46 240H44L45 242L42 241V243L44 242V244H41V242H40L41 238L40 237L45 238ZM191 237H192V235H191ZM44 238H42V240ZM123 239H121V240H123ZM256 239L258 242H260V241L264 240V236L261 233H257ZM116 241H119V240H116ZM45 243L47 245H45ZM169 243L174 247L173 248L170 246L173 249V251H171V252L168 250V248H169L168 245H170ZM47 246H48V248H47ZM118 247H116L117 248L116 250L119 249ZM102 250H104L105 253L104 252L102 253ZM112 250H115V248ZM116 250H115V252H116ZM109 252H111V251H109ZM113 252H112V254L115 255V253H113ZM121 254H123V253H121ZM247 254L250 255L252 253L248 252V251L243 252L244 257H246ZM124 255H122L121 257H123ZM128 255H127V257H128ZM138 255H137V258L139 257ZM244 257H241V259L242 258L245 259ZM123 258H125V256ZM86 260H89L90 262L87 263ZM129 261L131 262V259ZM129 261H127V263H126V262H124V260L121 259V263L124 262L125 264H128ZM133 261H132V263H134L136 260L134 262ZM138 263H139V261H138ZM135 264H137V263H135ZM240 264H244V263H240Z\"/></svg>",
    "mask_w": 264,
    "mask_h": 264
},
{
    "label": "rangeland",
    "instance_id": "374dc122",
    "mask_svg": "<svg viewBox=\"0 0 264 264\" xmlns=\"http://www.w3.org/2000/svg\"><path fill=\"white\" fill-rule=\"evenodd\" d=\"M25 1H27V2L29 1V5H28L29 7L39 6L38 4H40V5L43 4V5H44V3L47 4V3L49 2V0H19V4L21 5V4L25 3ZM53 1H54V0H53ZM138 1H139V0H138ZM138 1H137L136 3H138ZM142 1H143V2L139 1V3H141V5L135 4V2H134V4H132V5H135V6L138 5V6H137L138 8H139V6H140L141 10H143V11H144L145 9L147 10V8H149V10H153V9H154V11H155L157 14H156L154 11H153L154 13H153V12H150V13H149L148 10H147V12H148L149 14H151V15H152V13H153L154 16L159 15V16H158V20H157V19H153L154 16H153V18H152L151 15H149V14L146 13V11H144V12L146 13V15H147L149 18L145 15V13H143V12H142V13L145 15V18L147 17L148 19H150V17H151L152 19H151L150 21H152V20H153L154 22L156 21L155 23L158 24V25H162V24H160L161 21H164V22L166 21V22H165V23H166L165 28H169L168 25H172V27L175 29V27H176L177 25L174 27V24H171L170 22L173 21L172 23H174V22L176 21V20H174V19H175V18L177 19V18L180 17L181 15H182V16H183V15L187 16V18H185V16L182 18V19H183L182 22H183V24H184V25H183L184 27H187L188 25L192 24V23H193V19H194V17H196V18H195V22H196V24H197L198 21L200 22V17H201V16H200V17H197V16L199 15V14H198V11H199V12L201 11V12H200V13H201L200 15L203 16V17H202L203 19H202L201 21H204V18L208 19L206 16H210V17H211V16H213L212 14H214V16H215V15L218 16V15H220V14H223L224 12H225V14H224L221 18H223V17L225 18L226 15H230V14L232 15V13L234 12L233 10H236V9H239V10H241V11L239 12V10H237L239 13H238L237 11H235V14H233V16H229V18L227 17V18L229 19V22H230V20L234 21V19H235L234 23H233L232 21H231V22H232L233 24H235V22L237 21V24H239V26H240V25L242 24V21H248V20H249L248 23H247V22H244V23L242 24V26H240L241 29L244 30V32H240V31H238L239 33H236V32H237L238 28H240V27H238V26L235 25V26H236V28H235V26H234L233 24H231V26H229L230 24H229V22H227L228 19L225 18V19L227 20V21H226V20L223 18V19L225 20V22H226V23H224V20H223V19H219V18H220L219 16H218L219 18L214 17L215 19L212 18L213 20H211V21H216V18H217V19H219L217 22H209V20H208L207 22H209V23H206V20H205L204 22H200V24L198 23L197 26H199V25H203L204 23H206L207 25H208V24H209V25L211 24V25L213 26L215 23H218V22H219L220 24L218 23V26H220V27H216V25H217V24H216L215 27L218 29V31H217L216 28H215V30H216L218 33L220 32L219 30H221L222 33L220 32V34H218V35H220V36H219L220 38H218V36L216 35L219 41L216 40V38H215V41L217 42V45H219L220 47H221L222 44H223V46L221 47V49H224L223 47H226L227 50L224 49V50H226V51H222L221 49H218V48L216 47L217 45H216L215 41H214V43H213V40H214V39H213V36H215V35H211V34H214V33L216 34L217 32H216L215 30H214V31L211 30V31H213V32L209 33L210 30H207V28H209V26H207V28H206V26H205V27H204V30H201V28L195 30L196 28H199V27L195 26V24L192 25L193 27H195L194 29H192V28H193L192 26H189V27H191V29L193 30V31H191V33H192V32H196V31H198V33L201 34V39H200V41H199V40L194 41L195 43L193 44V45H195L194 48H195V50H196V51H195L196 53L199 54V52H197V51H198V48H199V45H200V48H199V51H200V49H203L202 47L205 48L206 44H208V45H207V48L210 47V51H211V52H210V55L207 53L209 56L212 55V53L215 51V49H218V50H220V51L216 50V51L214 52L215 54H213V56H211V57H214V56H215L216 59H218L217 61H219V60H220L221 58H223V57H224V58L229 57L228 59H224V60H226V61H228V62L230 61L231 64H230V63L228 64V62L223 61V59H221V60H222L223 62L227 63V65H225V66H227V67H229L230 65H232V66H230L229 68H227L228 70H226L225 67H224V64H225V63H223L222 61H220V62L223 63V64L219 63V64L217 65V62H214L216 59H214V61H213V60L210 58L214 63L211 62L210 59H208V58H204V57H209V56H207V54H205V56H204V55H201V54H202L201 51H204V50H201V51H200L201 53L199 54V55L201 56L200 59H203V61H205V59H206L207 62H208V60H210L211 63H210V62H209V63L212 64V67H211V65H209V67H211V68H210V69H211L210 72H209V70H207V67H208V66H207L205 69H202V68H204L207 64H209V63H207V62L205 61V63H204L205 65L202 66V68H201V67L198 68L199 70L201 69L200 71L197 70V68L192 67V68H195V69H193V71H192V68H191V69H189L190 72L187 71V72H189V73H188L189 76H188V74H184V76H186V77H185L184 79H180V82H181L182 80H184L185 82H188L189 79H190V81H189V83H188L187 85H185V82H184V81H182L181 83H179V79H178V78L184 77V76L182 75V71H181L179 74H178V73H175L176 75H174V76L171 75V77H172L171 79H172L173 81L170 80V81L172 82V84H171V82H170V85H171V86L174 84L173 82H175L176 80H178V81H177V84L179 83V88H177V87H176V89L174 88V86H176V83L172 86L173 90L175 89V90H174L175 93H174V91L172 90L171 86H170V89H171V92L174 93V94L171 93L172 96L176 95V96H175L176 98L173 97L172 101L175 99L174 101H175V102H176V101L179 102L180 105H181V101H180L178 98H181V100H182V98L184 97V95H185V94H186V95L188 94V93H187V90H188V89H191L190 92H195V91H192L193 87H191V86H193L194 84L196 85V83H194V81H193V80H195L194 78H198V79H200V78H201V79H203V78L205 79V78H206L205 81H204V79H203V83H204L205 85H212L211 87H210V86L207 87V86L204 85L205 88H200V90L202 89V91H204V89H205V90L207 89V90L209 91V93H210L209 95L212 94V96H208L209 98L207 97L208 94H205L204 97H203V95L198 96L199 94H201V92H200L199 90H198L199 93H198V92H195L196 96H198V99H199V100L201 99L200 102H201V101L203 102V106H204V103L206 104L205 100H202V99H204L205 97L208 98V99H206V100H209V101H210L211 98H213V99L215 100V99L217 98L218 94H219V95L222 94V96L224 97V98H223V97L221 96V97L223 98V99H222V102H224V99H226L225 102H224V104H222V102H221L220 100H218V98L220 97V96H218L217 100H215V101H216V102L219 101L221 104H220L219 102H218L219 104H217V103L214 102V101H213V102L210 101V103H208V104H209V105L212 104V105H211L209 108L206 107L208 104H206V106H204V107L201 106V107H203V108H202V112H203L202 114H203V115H202V117L200 118V119H202V120L205 119V118H207V117H208V119H209L210 114H215V115H216V116H215V119L212 117V115H211V117L213 118L214 121L216 120V117H217V120H219V123H220V122L222 121V118H224V117H228L229 113L226 112V111H229V110H231V109L233 110V112L235 111L234 114L238 115V114H239L238 112H241V109H244L242 106L245 104V101L248 100V101H246L247 103H248L249 101H251V100H249V99H252V101H254V102L257 101L256 103L258 104V107L263 106V107H260L261 110H258L259 108L254 107L255 104H254V102L251 101V102L254 104V105H253V104L250 102V103L253 105V107H254L255 109L257 108V109H256V111H257L256 114H257V115H256L255 113H252V112H256V111H254V109H251L252 112H249L248 114L244 113L243 111L241 112V113H244V114H243L244 117H245L246 115H248V117L246 116L247 118H246L245 121H250V123L252 122V126H251L252 128H254V127L257 128V127H258L257 125H260L259 129H260V128L263 129V130H261L262 132H259L260 130H259L258 128H257V129H258L259 131H257L255 128H254V130L250 128V129H251V130H250V129H248L249 126L246 127L247 125H246V126H245V125H242V126H241L240 123H242V124L245 123V122L242 121V119H245V118H244L241 114H240V115H241L242 117H241L240 115H238V116H240V117H237L236 115L232 114L233 112H232V113L230 112V113H231V116H233V117H232V118H231V116L228 117V118H227L228 120H225L226 118L223 119V121L225 120L224 123H226V121H227V123H228V124L226 123L227 125H229V122L231 123V121H234V119H239V120L237 121V123H236V126H234V125H235L234 122H232L233 124L231 123L232 125L230 124L231 128L229 127V129H231V131H230V130H229V131L232 132L233 135H232V133H230V134H231V135L229 134L230 137H225L226 139H224L223 142H222V141H219V145L221 144V146H223V148H225L228 144H229V145H232L233 147L235 146V148L231 149L232 146H231V148H229L230 146L228 145V148H225V149H226V150L228 149L227 151H229V152H227L226 150H225V152H224V149H223L222 147H220V149H219V148L216 149L217 147H219V145L216 143V145H215V146H216V148H215L216 150H215L214 148H212V149H214L215 151H219L220 153H219V152H216V154H215V151H214V150H211L212 152L210 151L211 147H210V145H209V143H208V142H211V141H212V144H215V143H213V141L216 140V138H213L214 140H212V139H211L212 134H213V135L215 134L216 137L218 136L217 134H219V136L221 135V136L224 138V136H226V133L229 132L228 129H227L228 127L223 123V121H222V124L225 125L226 128H224V126H221L222 124L220 125V124L216 123V121H215V124H214V122H212L213 120H212L211 117H210V120H212V121L210 122V120H209V122L213 124L212 126H214V128L216 127L215 125H217V124L220 125L219 127H223V128H224V129H220V128H219V129H220V130H219V129H217V128H218V125H217L216 129H213V127L211 126V128L214 130V133H213V130H212V131H211L212 134H211L210 137H208L210 134L207 136L208 133H206V132H208L209 129L211 130L210 125H209V129H208V125H207V127H205L206 124L204 123L205 121H206V123H207V119H205V121L203 120L204 122H203L202 120H200L202 124H201V123L198 124V128H199L201 131H203V130L205 131V132H203V136H204V133H206L205 136H207V137L204 136L206 142H204V143H202V144H199V145L197 146V151H200V150L204 147V145L208 147V150H209V151H208V154H209V159H210V161H211L210 164H212V167H214V166H218V165H219V167H218V169H220L219 173H220L221 175H223L225 178H226L225 175L228 174V171H227V170H230L228 176H229V175H230V176H231V175H232V176L234 175L233 177H231L232 179H233L234 177H237V176H240V175H241L240 173H242V172L239 173L240 170H241V171H244V173L247 172V171H249V170H250V169H248L249 167L246 168L247 170L245 169L246 171L241 169V168L243 167L242 164H243L244 161H241V156H242L243 154H242V155L240 154V153H241L240 149L242 148V150H244V149L246 148V150H244V153H246V151H248L247 149L251 148L250 146H252V145L254 144L255 141H256L257 143L255 142V143H256L255 146L253 145L254 147L252 146V148L247 152V154H248L250 151H254L255 148H256V146H257V144H258V146H257L258 151H259V150L261 151V149L264 148V147H263L264 145H262L263 148L260 147L261 149H259V145H261V144H263V143H262V142L258 143V141L256 140L258 137H261L262 139H263V137H264V123H263V122H264V111H262V109L264 110V78L262 79V77L264 76V69H263V68H264V66H263V63H264V62L261 63L262 58L264 59V56L262 57L261 53H259L261 59H259L260 61H258V58H260V57L258 56L259 54H256V53H258V52L260 51V49H258V48L264 47V43H263V41H264V39H263V38H264V31H262V30H264V29L262 28V27H264V26H262V23H264V22H263L264 20L262 19V14L256 13V12H255L256 10H255L254 8H252L251 6H250V7H251L254 11L251 10V9H248V11H249V10H251V11H250V12L247 11L248 13L246 14V11L244 10V11H245V12H244L242 9H243V7H246V10H247V8H248L249 6L247 7V5H246V6H245V5H242L243 2H241L240 0H237V1H236V0H232L233 2L230 1V0H228V3L225 1V2L227 3V5L231 4V2L233 3V5H230V6H232V7H229V6L226 5V6H227L226 8L224 7V6H225L224 2H223V4H221L222 1L220 2V1H216V0H215L216 2H220V3H217V4H219V5L221 4L220 6L224 5V6H222V8L224 7L226 10L230 8V11H227L228 14H226L227 12H226L225 10H222V8L219 9V10L217 11V9H218L220 6L218 7V5L215 4V2L213 3L214 0L211 1V2H209V0H208V1H204V0H202V1H201L202 3H203V1L206 2L207 4H208V2L210 3V5H209V4L206 5L205 3H203V5H202V7H204V5H205V6H210L209 9L207 10V11L210 12L209 15H208V12H207V13L204 12L205 14H207V15L205 16V14L202 13V9H203V11H204V8H205V7H204V8H201V4H200L201 2H200V0H196L197 2L194 1V0H190V2H191V1L194 2L193 4H195V2L198 3V4H196V5H198V8L200 7V9H198L196 5H195V6L193 5V6L196 7V9H197V10H195V9L193 8L194 11L197 12V15H196V16L194 15V17H193V14H196V13H194V11H192V12H193L192 15L190 14V13H191L190 11L193 10V9H191V10L189 9V7L192 6V5L189 4V2H188L189 6H188V4H187V8H188V9L182 11V8L185 7L183 2L180 3L181 6H182V4H183V6H182L181 8H179V6H178V4H177V3H178L177 1H174V0H170V1H168V0H167V3H168L167 5H170L171 3H173L174 5H177L176 7L173 8V4H171V6H170V7H167V8H169V9L171 8V9H173L174 11L176 10L175 12H178L179 9H180L182 12L185 11V13L187 14V15H186L185 13H183V14L181 13V15H180L179 13H180L181 11H179L178 13H175V12L172 13L173 11H171V9H170V12H169L170 14H169L168 11H167V9H166V7L164 8V5H162V3H161V5H160L161 8H162V6H163L162 10H160V7H159L160 12H161V11L163 12V13L161 12V14H163V15H165V16H168V15L172 16L171 14H177V15H174V16H176L175 18H170V19H171V21H170V19L167 18V17H166V18L164 17V19H166V20L162 19L163 16H162L161 14H159V11L157 12V10H158V9L156 8V5H157V4H156L155 7L153 8V6H150V5H154L155 3H154V4L151 3L150 5L145 3L147 6H149V7H147V6H145V4H144L145 0H142ZM172 1H173V2H172ZM234 1H236V2H238V3H239V1H240V2H241V5H242L243 7H242L241 5H240V7H242V8L238 7L240 3H239L238 6L236 7L237 4L235 3L236 5H234ZM243 1H244V3L246 4V1H248V0H246V1L243 0ZM258 1H259V0H257V2H258ZM262 1H263V0H261V1H259V2H260V3H263ZM42 2H43V3H42ZM51 2H52V1H51ZM170 2H171V3H170ZM175 2H176V4H175ZM192 2H191V4H192ZM211 3H213V4H211ZM159 4H160V3H159ZM159 4H158V5H159ZM164 4L166 5V3H164ZM142 5L145 6L146 8L144 7V9H142V7H143ZM167 5H166V6H167ZM185 5H186V4H185ZM211 5H213V6L215 5V6H217V8L214 6L215 9H214V8H213V9L216 10V13L219 12V11H221V12H219L220 14H219V13L215 14V12H213V13L211 14V12L213 11L212 9H211L212 11L210 10V8L213 7V6H211ZM56 6H57L58 10H59V9H61V10L68 9V7H69V0H59V2L57 1V5H56ZM141 6H142V7H141ZM233 6H234V7H233ZM132 7H133V6H132ZM137 7H133V8H135V10H137ZM157 7H158V6H157ZM150 8H151V9H150ZM152 8H153V9H152ZM155 8H156L157 10H155ZM177 8H178V9H177ZM185 8H186V7H185ZM191 8H192V7H191ZM207 8H208V7H206L205 9H207ZM234 8H236V9H234ZM164 9H166V11H165L166 14H165V12L163 11ZM135 10H133V14H132V15H130V16H125V20H126V24H125V26H126V27L124 26V28L118 32V33H119L118 35H120V33H122L121 35H123V33H124V31H125V33H128V34L130 33V34H129L130 36L127 35V34H125V33H124L123 37H120V36H118V35H115V36H118V38H121V39H122V38H125L126 35H127L126 37L129 36V38H130V37H131V38H134V37H132V36H136L138 32L141 33V31H143V29H142V28L144 27V25H143V24H144L143 21L145 22L146 19L144 18V15H140L141 13L139 14L138 12H135ZM177 10H178V11H177ZM188 10H190V11H188ZM138 11L140 12V9H138ZM186 11H187V12H186ZM222 11H223V13H222ZM188 12H189V13H188ZM230 12H232V13H230ZM241 12L243 13V16H244V14H246V15H250V17L247 16V18H246V16H244V17L246 18V19L244 20L243 17L241 16V14H242ZM257 12H258V10H257ZM134 13H135V16H134V18H133ZM229 13H230V14H229ZM236 13H237V15H239V14L241 13V14L239 15L240 17H239V16H235ZM250 13H251V14H250ZM252 13H254V15H252ZM136 14H137V15H136ZM138 14H139L140 16H138ZM178 14H179L180 16H178ZM189 14L191 15V17H190ZM256 14H259L261 17L258 16V15H257V16H258L259 18H261V19L257 18ZM251 15H252L253 18L251 17ZM108 16H109V15L106 14V15H105V18L103 19V22H102V23H103L102 26L105 28L104 30H111V29L113 28V26L115 25V19H114V20H113V19L111 20L110 16H109V17H108ZM170 16H169V17H170ZM177 16H178V17H177ZM182 16H181V17H182ZM220 16H221V15H220ZM254 16L258 19L257 22H256V20H255L256 18L254 19ZM130 17H131V19L133 18V20L135 19L136 21L134 20V22H132L133 20H131ZM156 17H157V16H156ZM159 17H160V18H159ZM189 17H190V18H189ZM91 18H92V17H90V15H84V14H82V15L80 16V19L78 20L79 23H78V22L75 23V24H78V25L74 26V35H75L76 39H75V37H73L74 35L71 34V35H72V38H74V39H72V38H71V35H70V38H71V40H72L74 43H75V41H76V44H77V40L79 39V40H78V42H79L78 44H81V39H83V38H81V37H82V36H83V37H84V36L87 37V33H86V35H84V34H85V31L88 30V29H86V28H88V25L90 24V21H92ZM140 18H141V19H140ZM188 18L191 20V23H190V20H188L190 24L187 23L188 21H185V20H187ZM191 18H192V19H191ZM198 18H199V19H198ZM230 18H234V19H230ZM238 18H241V19H242L241 23H238V22H240V20H238ZM249 18H250V19L252 18V20H253V21L251 20V22H252L251 24H250V19H249ZM143 19H144V20H143ZM159 19H162V20H161L160 22H158ZM167 19H169V24L167 23ZM172 19H173V20H172ZM180 19H181V18H180ZM180 19L178 18L177 23H180V24L182 25ZM197 19H198V20H197ZM210 19H211V18H210ZM247 19H248V20H247ZM108 20H110V22H109ZM196 20H197V21H196ZM221 20H222V21H221ZM260 20H263V21H261V23H258V22H260ZM107 21L109 22V24H107V23H108ZM139 21H141V23H140ZM153 21H152V22H153ZM179 21H180V22H179ZM254 21H255V24H257V25L259 24V25L262 26V27L260 26L261 29L259 28V25L257 26V25H255V24H253ZM33 22H34V21H33ZM33 22H32V24H34ZM87 22H88V23H87ZM111 22H112V23H111ZM147 22H148V20L145 22V24H148ZM154 22H153V23H154ZM157 22H158V23H157ZM185 22H186V23H185ZM222 22H223V23H222ZM81 23L83 24V26H84V28H85V29H83V26L80 27V28H82V30H83V31L81 32V34H82V33H84V34H82L81 36L79 35L80 38L77 39V37H78V36H77V33L79 34L80 31H81V29L78 30L79 32L76 31V30L79 28V27H77V26H80ZM84 23H85V24H84ZM105 23L107 24V26L105 25ZM110 23L113 24V26H112ZM149 23H150V22H149ZM153 23H152V25H153ZM155 23H154V25H153V28H154V26H156V27L154 28V30H151V27H150L149 30H148V28H147V27L150 26L151 23L148 24L147 27H146V25H145V27H144V28H146L145 30H147L148 33H149L150 31H152V33H154V34L156 33V32H155V29H156L157 31L159 30L160 32L164 31V32H162V33H160V32L158 31V32L156 33L157 36L153 37L152 39H154V38H155V39H157V38H158V39L161 38V39L158 40V42H159V44H160V42H162L161 40H163V41H164V42L162 43L163 45H166V44L168 43V41H169L171 44L168 43L170 46H169L168 44H167V45H168L169 48L172 47L171 50H173V51H174L173 48L175 47V44H174V43L172 42V40H170V39H172V38L174 39V38H175L174 33H175V32L177 33V31L182 32V31L185 30L184 32H186V31H188V30H191L189 27H187V28H189V29L186 30V28H183L182 26L178 25L179 28L181 27V28H183L184 30H181V29L177 28V27H178V26H177L176 28L179 29V30L175 31L176 29L174 30L173 28H171V29L173 30V32H174V33H171L172 31H171V29L169 28L168 33L170 32L171 34H170V33L168 34V35H169L168 37H170V39L167 37L168 40H167V43H166V42H165V41H166L165 38H166L167 34L165 35L164 33H165L167 30H165V29L163 28L164 25L162 26V31H161V26H158V27H160V28L157 29V25H156ZM162 23H163V22H162ZM165 23H164V24H165ZM177 23H176V24H177ZM201 23H202V24H201ZM87 24H88V25H87ZM128 24H130V25H132V26H129ZM134 24L138 25V27H136V25H134ZM186 24H187V26H185ZM206 24H204V25H206ZM225 24L228 25V28L234 26V28L232 27L234 33H233V31L231 32V30H232L231 28H229V29L227 28V29H228V30L231 29V30L228 31V32H229V33H230V32L233 33L235 36L233 35V36L231 37V35H228L229 33L227 32V30H225V27H227V25L225 26ZM244 24H245L244 28L246 27L245 29H248L247 31L250 30L249 32H247L245 29H243V25H244ZM246 24H247V25H246ZM104 25H105V26H104ZM109 25H110V27H108ZM152 25H151V26H152ZM204 25H203V26H204ZM222 25H224V26H222ZM250 25H253V26L257 27L258 29H257V28H256V29H257L258 31H257V30L255 29V27H253V26H252V27H253V30L255 29V31H252V30H251L252 27H251V29H250ZM263 25H264V24H263ZM85 26H86V27H85ZM111 26H112V27H111ZM139 26H140V27H139ZM141 26H142V27H141ZM166 26H167V27H166ZM203 26H201V27L203 28ZM221 26H222V28H221ZM248 26H249V27H248ZM75 27H76V28H75ZM106 27H107V28H106ZM127 27H128V28H131V27H132L133 29H130V30H133V31L135 30V31H134L135 34L133 33V31H130L129 29H127ZM135 27H136V28H135ZM170 27H171V26H170ZM213 27H214V26H213ZM237 27H238V28H237ZM137 28H138V29H137ZM205 28H206V30H205ZM75 29H76V30H75ZM210 29H212V28L210 27ZM222 29L225 30L227 33H226V32L224 33ZM234 29H237V30H234ZM126 30H128V31L126 32ZM138 30H139V31H138ZM140 30H141V31H140ZM145 30L143 31L142 34L145 33ZM194 30H195V31H194ZM242 30H241V31H242ZM75 31H76V32H75ZM147 31H146V32H147ZM200 31H206V32L209 31V32H208L207 34H203L204 32L200 33ZM251 31L254 33V37L252 36L253 34L250 33ZM131 32L133 33L132 36H131ZM255 32H257V33H255ZM260 32H263V33H261V34H263V35H261ZM139 33H138L139 36L137 35V37L139 38V41H138V38H137V39L134 38V40H136V42H137V41H138V42L143 41V42H146V43H147V40H148V44H147V45H149V46H147L146 44L142 43V44H144V47H145L144 50L147 48V52H148V51L150 50V47L152 48L153 46L155 47L156 45H157L156 48L159 47V44H157L158 42H156L157 40H156V41L153 40L155 44H154L153 42H152V44H150L151 41H149V39L151 38V37H150L151 35H150V36H147V35L152 34V33H149V34H146V35L144 34V37H145V36L150 37L149 39L146 38L145 41H144V39H145L144 37H143V40H142V36H143V35H142V34H139ZM158 33H160V34H158ZM196 33H197V32H196ZM235 33H236L237 35H236ZM154 34H152V35L154 36ZM188 34H190V31H188ZM202 34L205 35V36H203ZM208 34H209L208 38H211V36H212V39H213V40L211 39V40H209V41L207 40L209 43L206 42V38H205ZM222 34H226V36L223 35V36H225V37H224L225 39L227 38V36L231 38V39H228V41H227V42H228L227 44H230V46H229V45L226 46V44H224V43H226V42H224V41H226V40H225L224 38H222V37H223ZM257 34H258V35H257ZM140 35H141V36H140ZM158 35H161V36L164 35L165 37L163 38V37L158 36ZM179 35H181V34H179ZM179 35H176V36H177V40H178V36H179ZM210 35H211V36H210ZM249 35H251L250 37H253V39L257 36L254 40L251 39V38H249L251 42H252V40H253L252 43L247 39V38L249 37ZM171 36H172V37H171ZM216 36H215V37H216ZM245 36H246V37H245ZM258 36H259V37H258ZM261 36H262V38H261ZM140 37H141V38H140ZM202 37H204V40H205V42H206L205 45H203L205 42L202 40V39H203ZM233 37L236 38L235 41H236V40H239L240 42H239V41L234 42V41H233V40H234ZM84 38H85V37H84ZM111 38H112L111 40L113 41V40H115L117 37H115V39H114L113 36H112ZM118 38H117V39H118ZM129 38H125L127 41L124 40V43H123V44H121V43L123 42V40H121V41H122V42H121L120 39L118 40L120 43H119L118 41H116L117 44L111 42V40L108 41V42L110 43V45H111V43H113L114 46L116 45L114 48H115L116 50H118L120 44H121V45H120V48L122 47V49L124 48V46L127 47V44H126V45H124V44H125V42L127 43L128 41L131 40V39L128 40ZM117 39H116V40H117ZM164 39H165V40H164ZM175 39H176V38H175ZM175 39H174V41H176ZM74 40H75V41H74ZM83 40H84V41H83L82 43H85V42H86V38L83 39ZM134 40L128 42V48L131 47V50L133 49V50H132L133 53L136 52V51H138V52H136V53L139 54V50H140L141 52H142V50H143V49L141 50V47H142L143 45H142L141 43H138V42H137L138 44H134V45L136 46V49H137V47H139V44L142 45V46H140V47L138 48L139 50L134 49V48H135V46L133 45ZM150 40H151V39H150ZM180 40H181L180 42H182V38H180ZM201 40L203 41V43L201 42ZM72 41H71V42H72ZM178 41H179V40H178ZM221 41H223L224 43H222ZM229 41H230V42H229ZM241 41H242V42H241ZM71 42H70V39H69V45H71V46H70V49H71V51H72V50H75V49H76V48H75V47H76V44H73V43H71ZM108 42H107V43H108ZM131 42H133V43H131ZM136 42H135V43H136ZM149 42H150V43H149ZM176 42H177V41H176ZM176 42H175V43H176ZM180 42H178V43H180ZM197 42L199 43L198 46H196ZM219 42H220V43H219ZM231 42H232V43H231ZM237 42H239V44H240L241 46L237 45V44H238ZM107 43H106V45H107ZM130 43L133 45V48H132V45H131ZM165 43H166V44H165ZM172 43H173L174 45H173ZM178 43H176V47H175L176 50H178V49L181 50V49H183L184 46L186 45V43H185V45H184L183 43H180V44L184 45V46H180V45H178ZM201 43H202V45H201ZM210 43H211V44H210ZM212 43H213V44H212ZM218 43H219V44H218ZM233 43H234V45H235V43H237V44L235 45L236 48H238V47L241 48V49H240V50H241V51H240L241 53L238 51V52H239V57H241V55H243L244 53H246V52L249 50L248 53H246V55L244 54L245 56H242V59L239 58V61H237V58H236V59H235L236 62L234 61V58H235V57H233V56H237V57H238V54H237L238 52H237V53H235V52H236L237 50H239V48L236 50L235 47H233L234 45L232 46ZM243 43H244V44H243ZM78 44H77V49H79V47H80L81 45H83V44H81V45H78ZM85 44H86V43H85ZM118 44H119V45H118ZM129 44H130V45H129ZM162 44H160V45L163 47ZM220 44H221V45H220ZM100 45H101V47H100L99 45H98L97 47H100V49L103 48L102 50H104V47H106V46H105V43H102V44H100ZM103 45H104V47H102ZM110 45H107V47H108L109 49H111V48H110ZM113 45H112V46H113ZM122 45H123V46H122ZM152 45H153V46H152ZM172 45H173L174 47H173ZM189 45L192 46V44H189ZM209 45H210V46H209ZM211 45H212V46H211ZM255 45H256L258 48H257ZM72 46H74L75 49L72 48ZM78 46H79V47H78ZM94 46L96 47V45H93V46H91V47L93 48ZM161 46H160L158 49H162ZM213 46H214V48H211V47H213ZM219 46H218V47H219ZM231 46H232V48H234V51H233L232 49L230 50L229 47H231ZM237 46H238V47H237ZM259 46H260V47H259ZM81 47H83V46H81ZM81 47H80V50L82 49ZM84 47H85V45H84ZM84 47H83V48H84ZM107 47H106V50H104L105 52H108V50H109V49L107 50ZM116 47H117V48H116ZM126 47H125V48H126ZM148 47H149V48H148ZM186 47H187L188 49H189V48L192 49L193 53H195V52H194V48H192V47H188V44H187V45L185 46V48L183 49V50H184L183 53H181V51H180V52H179V51L176 52V50H175L176 54H174L175 52H173V51H171V50H170V51L167 50V49H169V48H167V46H165V47L163 48L162 51H158V50H157V51L160 52V53H162V52H165V49H166V51H168V52H171V53L173 52L172 54H174L175 56H173L171 53H167V52H165L167 55L170 54V55H172L173 58H174V57H175V58L178 57V58H181V59L183 58V59H184V62H182V63H186V62H185V57L188 56V55H186V56H184V57L182 56V55L187 54L186 52L189 51V50L187 49V51L185 52ZM196 47H197V49H196ZM215 47H216V48H215ZM253 47H255V49H254ZM59 48H60V47H59ZM68 48H69V46H68ZM112 48H113V47H112ZM120 48H119V49H120ZM142 48H143V47H142ZM228 48H229V49H228ZM242 48H244V49H242ZM95 49H96V50L91 49V50H93L92 53H93L94 55H95V53H96V55H100V54L102 53V50H100L99 48H95ZM97 49H99V52H100L99 54H97V53H98V52H97ZM115 49H113V53H112V51H111L112 49L110 50L111 55H113V54L115 53V55L117 56V55L120 54V52H123L124 50L127 51V48L124 49V50L120 49L121 51H115ZM246 49H248V50H246ZM256 49H257V50H256ZM59 50L61 51L62 48L58 49V51H59ZM129 50H130V49H129ZM129 50H128V51H129ZM134 50H135V51H134ZM152 50H154V49L152 48L151 51H152ZM245 50H246V51H245ZM258 50H259V51H258ZM66 51H68V50H66ZM94 51H95V53H94ZM104 51H103V52H104ZM114 51H115V52H114ZM128 51H127V52H128ZM151 51H150V52H151ZM154 51H156V49H155ZM154 51H152V53L149 52V55H148V53H147V55L149 56V58H148L149 61H155L154 63H155L156 65H155V64H152L153 62H152V63H151V62L148 63L149 61H148V59L145 57V56H147V55L143 56L146 52L143 51L144 53L142 52V53H143L142 56H140L141 54H140V55L137 54L138 56L142 57V58H141V61H140V59H139V63H138L137 66H138V69H144L145 66H142L143 68H141V66H139V64L141 65V64H142V61H143L145 58L147 59L146 61H143V62H144L143 65H148V67H149V66H151V67H149V68H150V69H149V68L146 66V67H145V70H148V69H149V70L147 71V73H148L149 71H151L150 73H152V72H153V73H152V76H151V74L148 75L149 73L146 74V73H145V70H143V72H140L141 75H142V73H143V75H144V77H145L146 79H147V77L149 76V77H148L149 80H148V79H147V80H146V79H145V80H144V79H141L142 82H143V80H144V81H146V82H148V83L144 82L142 85H140V87H143V88H144V89H143L144 92H146V91L148 92V93L146 94V95H148L147 97H150L149 95H151L150 98H152V97L154 96V98H156V99L158 98V99H159V98L161 97V95H159V96H160V97H159V96L156 95V94H155V95H152V94H151V93L154 94V92L156 91V88H157V87L154 86L155 83H156V85H158V83L156 82V81H158V80H157V78L155 77L156 74H154V72L156 73V71H153V70H152V67H153V69H156L157 67H155V66H157V64H158V62H159L158 66H161L162 63H163V64H162L163 66H165V65L168 64V65L165 66V67H166L167 69H169V71H170V69H172V68H170V67H177V66H179V65H182V63L179 64V63H180V62L178 61L179 59H173L170 55H169V56H170V59H169L168 57H166V54H164V53H162V56H165L166 58H164V57H160L161 54L158 53V52H154ZM192 51H191V52H192ZM206 51L209 52L208 50H205L204 53H206ZM217 51L220 52V53H222V56H223V57H220V59L218 58V57L220 56V53H218ZM227 51H229V53H230L229 55H232V56H229V55L227 54V53H228ZM231 51H233V52H231ZM243 51H244V52H243ZM257 51H258V52H257ZM262 51H264V48H262ZM130 52H131V51H130ZM130 52L128 53V56L131 54V55H130V57H131V56H132V53H130ZM184 52H185V54H184ZM191 52L189 51V53H191ZM223 52L225 53L224 55H223ZM226 52H227V53H226ZM242 52H243V54H242ZM260 52H261V51H260ZM57 53H58V52H57ZM57 53H56V55L54 56V59H53V60H51V59L48 58V59L50 60V62L48 61V59H44V58H43V60L41 59V60H42L41 63H44V64H43V67H44L45 69H47V72L50 71V74L53 73V74H51V75L48 74L49 77L53 76L54 78H56V77L58 76L55 80H54V78H52V80H53L52 82H50L51 78H49V80H48V76H47V80L49 81V84L47 83V82H48L47 80H46V82H45V83H46L45 85H49V87L47 86V88H51L52 90H54L53 88H55V90H54L55 93H54V91L52 92V90L50 89L52 95H53V94H57V93H56V90L58 91V94H59V92H60L59 90H61V92H62V91L67 92V89H68V87H69V86H68V85H69V84H68V81H67V84H62V85H64L63 87H64L65 89L67 88V89L65 90L64 88H61L62 85H58L59 82H60V81L58 80V78L61 80V79H63V78L65 77L63 80L66 82V78L68 79V78L70 77V74L68 75V77H66V76H67L66 74L69 73V72H71V74H72V72H73V65L71 64L70 60L68 59L69 57H65V54H64L65 52L62 51V53H61V52H59V54H57ZM116 53H117V54H116ZM124 53H125V52H124ZM153 53H154V54H153ZM155 53H156V56H154ZM178 53H180V54H178ZM193 53H192V54H189L191 57H190V56H188V57H189V58H193V59L196 58V60H197L198 57H194L195 54L193 55ZM204 53H203V54H204ZM217 53L219 54V56H218ZM233 53H235V55H234ZM93 54H92V55H93ZM122 54H123V53H122ZM126 54H127V53H126ZM151 54H153V55H151ZM159 54H160V55H159ZM198 54H196L195 56H197ZM252 54H253V55H252ZM254 54H256V56H258L257 59H255L256 56H254ZM262 54H263V53H262ZM96 55H95V56H96ZM102 55H104V54L102 53ZM102 55H100L101 58L103 57ZM105 55H106V53H105ZM111 55H110V53H109V56H110V57H111ZM115 55L113 56V57H114V60H112L113 58H110V57H107V56H106L107 58H105V56H104V57L102 58V60L105 62V59H106V62H105L106 64H108V63H109V64L112 63V65H114V64L117 62V59L119 58V57H115ZM120 55H121V54H120ZM120 55H119V56H120ZM123 55H124V54H123ZM177 55H179V56H177ZM225 55H226V56L228 55V56L225 57ZM57 56H58V57H57ZM59 56H60V57L62 56V59H61ZM66 56H67V55H66ZM95 56H94V57L92 56L94 59L92 58V60H88V61H90L92 64H95V63L98 61V58H99V61H98V62H102V60H101V58H100L99 56L96 57L97 60L95 59ZM134 56L136 57L135 54H134L132 57L135 58ZM150 56H151V58H150ZM158 56H159L160 58H162V60H161ZM180 56H182V57H180ZM200 56H199V57H200ZM202 56H203V58H202ZM253 56H254V57H253ZM56 57H57V58H60V59H57ZM143 57H145V58L143 59ZM153 57L156 58V59L153 60ZM188 57H186V60H188ZM215 57H214V58H215ZM232 57H233V58H232ZM244 57H245V58H244ZM63 58H64V59H63ZM66 58H67V59H66ZM115 58H116V62H115ZM167 58H168L169 60H171L170 62H171V65H172V66H169L170 63H168L169 60H167ZM171 58H172V59H171ZM231 58H232V59H231ZM243 58L245 59L244 64H242V62H240V60H241V61L244 60ZM65 59H66V60H65ZM108 59H109V60H108ZM110 59H111V62H110ZM151 59H152V60H151ZM157 59H158V60H161V61H158ZM164 59H166L165 62H162ZM181 59H180V60H181ZM183 59H182L181 61H183ZM193 59H189V60L193 61ZM229 59H230V60H229ZM2 60H3V59H1L0 61H2ZM5 60H7V59H5ZM5 60H3V61L6 62ZM45 60H47V61H45ZM55 60H56V61H55ZM58 60H60V61L65 60V61H68V63H66V62L64 63V61H63V62H60V61H58ZM93 60H96V61L94 62ZM100 60H101V61H100ZM107 60H108V61H107ZM156 60H157L158 62H157ZM176 60H177L179 63H178ZM3 61H2V63H4ZM43 61H44V62H43ZM57 61L60 62V63H62V65H61V64H58ZM92 61H93L94 63H93ZM112 61H114V63H113ZM147 61H148V62H147ZM172 61L177 62V64H176V63H172ZM203 61H202V62H203ZM231 61H232V62H231ZM263 61H264V60H263ZM7 62H8V61H7ZM7 62H6V63H7ZM47 62H48V64H47ZM55 62H56V63H55ZM98 62H97V63H98ZM104 62H103V63H98V64H101V65L103 64V65H104ZM140 62H141V63H140ZM145 62H147V63H145ZM156 62H157V63H156ZM233 62H234V63H233ZM237 62L239 63V65L242 64L241 66H244V65H245V67H246V65H247V66H248V65L251 66V68H252L253 71H252V70H249V69H251V68H248L249 66L246 67V68H244L246 71H247V69H248V71H247L248 74H247V73H244L245 70H244V71H240L241 68H238V67H237V65H236V64H238ZM2 63L0 62V65H3V66H6V65H7V64H5V63H4V64H2ZM63 63H64V65H63ZM88 63H89V62H88ZM206 63H207V64H206ZM232 63H233V64H232ZM247 63H249V64H247ZM46 64H47V65H46ZM66 64H67V65L69 64L70 66H69V65H68V66H65ZM109 64H108V66H109ZM149 64H151V65H149ZM173 64H175V65H177V66H175V65H173ZM178 64H179V65H178ZM215 64H216L217 66H216ZM234 64L236 65L235 67L238 68V70H239L240 72H242V75H243V73H244L245 75L247 74L246 76H248V77H246L245 75H243V76H245V77H246V80L249 82V83H248V82H247V83H248V86H250V87L247 86V88H248V89L251 88L252 90H248V89L245 90V89H244L245 91H242L243 93H239V92H240V90H239L240 88H238L237 86H235V84H236V82H237V81H236L237 79H238V80L241 79V77H240L241 74L238 73V70H235V68H234V69H233V68L231 69V67H234ZM58 65H59V66H58ZM112 65H111V66H112ZM183 65H185V64H183ZM214 65H215V66H214ZM219 65H221V66L223 65L224 68H222V69H223L224 72H222V73H224V75L221 73L222 69L220 68L221 66L218 67ZM228 65H229V66H228ZM239 65H238V66H239ZM63 66H65L66 68L63 67ZM105 66H106V65H105ZM1 67H2V66H0V68H1ZM62 67L65 68V69L63 70ZM154 67H155V68H154ZM209 67H208V68H209ZM214 67H218V69L220 68L219 70H221V71H219V70L217 71L216 68H215L216 71H214ZM239 67H240V66H239ZM52 68H53L54 70H56V72L58 71V73L56 74V76L54 75V74H55L54 71L51 72V71L53 70ZM146 68H147V69H146ZM33 69H35V70H33ZM50 69H51V70H50ZM67 69H69V70H67ZM173 69H174V70H173ZM173 69H172V70H173L172 72L170 71L171 74H174L173 72L176 70V68H173ZM224 69H225V70H224ZM230 69H231V70H230ZM31 70L33 71V73H34L35 76H36V77L33 76L34 78H37L38 76H40V74H41V69H40L39 67L32 68ZM194 70H197V71L194 72ZM202 70H203V71L205 70V71H204L205 73H204ZM259 70H260V71H259ZM32 71H30L31 73H29V74H30V77H31ZM66 71H69V72L66 73ZM140 71H142V70H140ZM191 71L195 74V77L193 76L194 74L191 73ZM198 71H199V72H198ZM212 71H213V72H212ZM230 71H231V72L233 71V73H235V72L237 71V72H236L237 74H236V73L233 74V73H231ZM249 71H250V72H249ZM62 72H63V73L65 72V73H64L65 76H63L64 74H62V75L59 74V73H62ZM185 72H186V71H185ZM185 72H183V73H185ZM187 72H186V73H187ZM196 72H197V73H196ZM201 72H202V73H201ZM206 72L211 73L209 76H210V77H213L214 79H213V78H208V76H207L208 73H206ZM215 72H217V73L220 72L221 74L219 73V75H220V78H221V76H222V79H223L224 77H225V78L229 77L230 80H234L235 82L232 81L233 83H235L234 85L232 84L231 81H230V82H231V84H232L233 86H235V88H237L236 90H237V92L239 91V92H238L239 94L237 95V94L235 93V92H236V91H235V88H232V87H231V84H227V83H226V84H227V87H226L225 82L230 83L229 80H228V78H227V79H223V80H224V81H223L222 79H219V77H218V78L216 77V76H219V75H216ZM226 72H228V74H229V75L231 74V75L228 76V74H227ZM144 73H145V74H144ZM198 73H199V74L201 73V74L198 75ZM212 73L215 74V76H214ZM225 73L227 74V76L225 75ZM26 74H27V73H26ZM177 74H178L179 76H178ZM180 74H181L182 76H181ZM202 74H203V75H206V77L203 76ZM239 74H240V75H239ZM260 74H262L261 77H260ZM32 75H33V74H32ZM153 75H155V76H154L155 78L153 77ZM190 75H191L192 77H194V78L191 79V76H190ZM196 75H197V77H196ZM201 75H202V76H201ZM237 75L240 77V79H239V77H238ZM27 76H28V74H27ZM27 76H25V81H27L28 78H29V77H27ZM61 76H62V77H61ZM177 76H178V78L176 79L175 77H177ZM180 76H181V77H180ZM199 76H201V77H199ZM232 76H234V77H238V78L236 79V78H234V77H232ZM60 77H61V78H60ZM151 77H153V78H151ZM187 77H188V78H187ZM230 77H231V78H230ZM26 78H27V80H26ZM31 78H32V77H31ZM31 78H29V79H31ZM142 78H143V77H142ZM216 78H217V79H216ZM233 78H234V79H233ZM32 79H33V78H32ZM152 79L154 80V82H153ZM175 79H176V80H175ZM187 79H188V80H187ZM211 79H213L214 82L217 81L216 83H219L218 80H220V82H222V86H220L221 83H220L219 85L217 84V86H219V88H220V87H221V88H224V87H225L223 90L226 89L227 92H228L229 90H233V91H235V92H233V91H232V92L229 91L230 93H229V92L226 93V94H228V95H230V94L232 95V93L234 94L233 96H234V99H235V100H233V99H231V100H233V101L235 102V104H236L235 106L238 105V103H239L238 101H239L240 99H243L242 95L244 96V94H246V93L248 94V93H249L248 91H250V93H249V94H250V97H249L247 94H246V95H247V98H245L246 95L244 96V99H245L244 102H243L244 104H243V103L241 104V102H242L243 100H242V101L240 100V104H241V105H240V109L238 108L239 106H237V107L232 106V103L234 104L233 101L230 102L231 105H229V104H228V103H229V100H227V99H230L229 97H231V96H229V97L227 96V97H226V95L224 94V93L226 92V90H225V92H224V91L221 92V91H220L221 88H220V89L218 88V89H219V92H218V91H217V86L215 85L216 83L214 84L215 86H214L213 84H211V83H214V82H211ZM235 79H236V80H235ZM56 80H58L59 82L56 81ZM151 80H152V81H151ZM155 80H156V81H155ZM174 80H175V81H174ZM191 80H192V83H190ZM206 80H207V81H206ZM226 80H228V81H226ZM54 81H55V82H54ZM94 81H95V80H94ZM94 81L92 80L91 83H93ZM150 81H151L152 83L149 85V82H150ZM197 81H198V80H197ZM197 81H195V82H197ZM251 81H252V82H251ZM200 82H201V80H199V83H200ZM205 82H209V84H207V83H205ZM28 83L30 84V81H29ZM61 83H64V82L61 81ZM61 83H60V84H61ZM91 83H90V84H91ZM153 83H154V84H153ZM201 83H202V82H201ZM223 83L225 84L224 87H223ZM24 84H26V83L24 82ZM24 84H23V85H24ZM90 84H89V85H90ZM94 84H95V82H94ZM94 84H92V86H94ZM145 84H147V85L145 86ZM190 84H191V86H190ZM197 84H198V82H197ZM259 84H260L261 86H260ZM51 85H52V86H51ZM53 85H55V86H53ZM143 85H144L145 87H144ZM151 85H153V86H151ZM180 85H181V86H180ZM184 85H185L188 89H186V87H185ZM229 85H230V86H229ZM24 86H25V85H24ZM28 86H29V85H28ZM50 86H51V87H50ZM56 86H57V87H56ZM59 86H61V87H59ZM66 86H68V87H66ZM92 86H90V87L92 88ZM149 86H151V87H149ZM177 86H178V85H177ZM182 86L185 87V88L183 87V88H184V89H183V90H184L183 92L180 90V89H182V88H180V87H182ZM213 86L216 87V88H213V90H212V87H213ZM228 86H229L231 89H230ZM252 86H254L255 89H253ZM26 87H27V84H26ZM88 87H89V86H88ZM90 87H89V88H90ZM152 87H155V90H154ZM190 87H191V88H190ZM194 87H197V86H194ZM206 87H207V88H206ZM89 88H88V89H89ZM145 88H147V90H146ZM197 88H198V87H197ZM197 88H196V89H197ZM208 88H211V89H208ZM148 89H149V90L152 89L154 92H153V91H152V92L150 91V93H149ZM185 89H186V90H185ZM196 89H193V90H196ZM228 89H229V90H228ZM241 89H242V88H241ZM139 90L143 92L142 88H141V89L139 88ZM145 90H146V91H145ZM176 90H178V91L176 92ZM215 90L217 91V93H216ZM242 90H243V89H242ZM179 91H181V92H179ZM185 91H186V93H185ZM214 91H215V92H214ZM246 91H247V92H246ZM61 92H60V93H61ZM188 92H189V91H188ZM190 92H189V93H190ZM252 92H253L254 94H252ZM155 93H156V92H155ZM179 93H180V95H178ZM184 93H185V94H184ZM202 93L204 94V93H206V91H204V92H202ZM261 93H262V94H261ZM58 94H57V95H58ZM62 94H63V93H62ZM191 94H192V93H191ZM195 94L193 93V95H195ZM215 94H217V95H215ZM240 94H241V95H240ZM52 95H51V96H52ZM181 95H183V96L181 97ZM239 95H240L242 98L238 99V98L236 97V96L240 97ZM59 96H60V97H59L58 99H60V98H62V99H60L61 101L59 100L58 102L56 101V100H58V99H54L55 96H53L52 98L56 101V103H59V104H61V105H62L61 102H63L64 100H68V99L70 98V97H69V98L66 99V96H65L64 94H63V95L60 94ZM63 96H64V97H63ZM157 96H158V97H157ZM177 96H178V97H177ZM233 96H232V98H233ZM30 97H32V96H30ZM30 97H29V98H30ZM34 97H35L36 99H38L36 96H34ZM57 97H58V96H56V98H57ZM225 97H226V98H225ZM235 97L238 99V101H236L237 99H236ZM248 97H249V99H248ZM35 98H31V101L33 102L34 100H36ZM150 98H148V99H150ZM154 98H152V100H153L152 103H153L154 100H155ZM162 98H163L162 100L159 99V102L156 100L157 102L155 101L156 103H153L152 106H151V103H150V102H151V99H150V100H149V101H150V102H149V106H150V108H152V107L155 106V109H156V107H157L156 112H157V113L159 112V114H160L161 117H162V116L166 117V118L162 117V118H164L163 120H165V119H167V116L169 115L170 112H169L168 108H167V109H166V107L163 108V106L166 105L167 100L165 101V98H164L163 96H162ZM253 98H255L256 101H255V99H253ZM32 99H33V100H32ZM70 99H71V98H70ZM70 99L68 100V102L71 101ZM219 99H221V98H219ZM62 100H63V101H62ZM163 100H164V101H163ZM170 100H171V98H170ZM231 100H230V101H231ZM29 101H30V100H29ZM31 101H30V102H31ZM162 101L165 102L164 105H163V102H162ZM172 101H168V103H167L168 106H169L170 104H172ZM174 101H173V104H172L173 107H175V105L178 104L177 102H176L177 104H176V103L174 104ZM227 101H228V102H227ZM32 102H31V105H33V103H34L35 101H34L33 103H32ZM65 102H67V101H65ZM68 102H67V103H68ZM211 102H212V103H211ZM63 103H64V102H63ZM160 103H162V104H161L162 106H160V107L164 109V112H163V111L161 112V113H163V114L160 113V108H159V104H160ZM169 103H170V104H169ZM247 103H246V104H247ZM36 104H37V102H36ZM157 104H158V106H156ZM201 104H202V103H201ZM213 104H216L217 107H220L221 109L225 110L224 113L226 112L225 114H227V115L223 117L224 114H222V110H221V112H220V110H219L218 108H216V109H218V111L221 113V114L219 113V114L222 116L221 119H220V115L217 114L218 111H215V109H213V110L211 109V107L215 108V107H214L215 105H213ZM246 104L244 105V107L246 106ZM153 105H154V106H153ZM172 105H170L169 107H170V108H173V107H171ZM180 105H179V106H180ZM223 105H224V107H223ZM225 105H226V106L228 105V106H227L228 108L225 107ZM248 105H249V104H248ZM259 105H260V106H259ZM166 106H167V105H166ZM177 106H178V105H177ZM177 106H176V107H177ZM249 106L251 107V105H249ZM34 107H36V106H34ZM34 107H33V108H34ZM205 107H206V108H205ZM241 107H242V108H241ZM246 107L250 109V107H248V106H246ZM178 108H179V107H178ZM178 108H175V109H178ZM229 108H231V109H229ZM251 108H252V107H251ZM34 109H35V108H34ZM152 109H153V108H152ZM163 109H162V110H163ZM173 109H174V108H173ZM207 109H209V110L211 109L212 111L210 110V112H209ZM237 109H238V112H236ZM204 110H205V111H204ZM232 110H231V111H232ZM213 111H214L215 113H214ZM244 111H245V110H244ZM247 111H248V110L246 109L245 112H247ZM249 111H250V110H249ZM261 111H262V112H261ZM207 112L209 113V115H207V116L204 115L205 113L208 114ZM250 113H252V114H250ZM164 114H165V115H164ZM259 114H260V117H259V118H261V119L259 120V122H261V124H259L258 122H255L256 120L258 121V118H257V117L259 116ZM99 115H101V114L99 113ZM99 115H98V116H99ZM218 115H219V116H218ZM251 115H252V116L255 115V117L252 118ZM96 116H97V115H96ZM204 116H205V117H204ZM203 117H204V118H203ZM218 117H219V118H218ZM92 118H94V120H97V119H95V118H98V117H92ZM92 118H91V119H92ZM230 118H231V121H229ZM233 118H234V119H233ZM251 118H252V119H251ZM254 118H255V119H254ZM91 119H88L89 123H92L93 119H92V120H91ZM90 120H91V122H90ZM200 121H199V122H200ZM262 121H263V122H262ZM86 122H87V121H86ZM94 122H96V121H94ZM235 122H236V121H235ZM10 123H11V122H10ZM87 123H88V122H87ZM253 123H254L255 125H254ZM207 124H208V123H207ZM238 124H239V126H238ZM262 124H263V125H262ZM85 125H86V124H85ZM87 125H88V126H90V125L92 126V125H94V123H93V124H87ZM87 125H86V127H88ZM200 125H201V126H200ZM204 125H205V126H204ZM180 126H183V125H180ZM237 126H238V127H237ZM243 126H245V127H243ZM261 126H262V127H261ZM200 127H201V128H200ZM202 127H203V129H202ZM204 127H205V128H204ZM232 127H233V131H232ZM240 127L247 128V129H245V130H242V129H241L242 132H244V133H241V131L239 132V133H241L240 138L243 137L244 134H246L249 130L251 131V132H250V131L248 132V133H250V134L245 135L247 138H248V135H249V136H250V135H252V136L254 135V134H252V133H254V132H252V130H253V131H255V130L257 131V133L254 135V137L256 136L257 138H253L252 136H250L252 140L254 139V142H253V141L250 142L251 139L248 138L249 140H247V139L245 138V136H244V139H246V140H244V139L241 138L242 140L240 139V143H238V142H239V140H238L239 137L237 138L238 142H237V140H236L235 138H233V136H234V137H235V136H236V137L238 136L237 134H239V133H238L237 131L240 129ZM205 129H208V130H205ZM236 129H237V130H236ZM210 130H209V131H210ZM215 130H216V131H215ZM221 131H222V132H221ZM223 131H224V132H223ZM227 131H228V132H227ZM215 132H216V133H215ZM217 132H218V133H217ZM219 132H220L221 134H220ZM235 132H237L236 135H234ZM245 132H246V133H245ZM224 133H225V135H223ZM260 133L263 134V135L261 134L263 137L260 135ZM242 134H243V135H242ZM257 134H259L260 136L257 135ZM229 135L227 134V136H229ZM219 136H218V137H219ZM221 136H220V137H221ZM212 137H214V136H212ZM222 137H221V139H220V138H219V139L217 138V140H222ZM206 138H208V140L210 139L211 141L206 140ZM229 138H231L233 141H231ZM261 138H260V139H261ZM234 139H235V141H234ZM258 139H259V138H258ZM262 139L259 140V141H262ZM7 140H8V139H7ZM225 140H227V141L229 140V141L226 142ZM243 140H244V142H246V143H248V141H249L251 144H252V143H253V144L250 145V143H248L249 147H248V146H246V147L244 146V149H243V145H242L243 143L241 142V141H243ZM263 141H264V139H263ZM215 142H216V141H215ZM221 142H222L223 144H224V142H226L227 145H222ZM231 142H233L234 144H230ZM226 143H225V144H226ZM235 143L237 144V146L240 144V145H239L240 147H238V148H240V149L237 150V152H236V154H237L238 152H240V153H238L239 155H237L238 157L236 156V154H234V151H236V145H235ZM210 144H211V143H210ZM212 144H211V145H212ZM217 145H218V146H217ZM245 145H246V144H245ZM193 146H196V145H193ZM199 146H200V147H199ZM212 146L215 147L214 145H212ZM224 146H225V147H224ZM241 146H242V147H241ZM204 148H205V147H204ZM209 148H210V149H209ZM221 148H222V149H221ZM238 148H237V149H238ZM253 148H254V150H252ZM257 148H256V150H257ZM230 149H231V150H230ZM234 149H235V150H234ZM222 150H223V151H222ZM231 151H233V155L236 156V157L234 156L235 158H234V157L230 158V154H229V155H228V154H224V153H226V152H227V153H230ZM258 151H255V152H258ZM209 152H210V153H209ZM222 152H224V153H222ZM255 152H254V153H255ZM212 153H213V154H212ZM218 153H219V154H218ZM221 153H222L223 156L226 155L227 158H228V156H229L228 159H231L230 162H231L232 164H233V162H236V163H237V161H239V162L237 163V166H236V163L232 166V164H231L230 162H228L229 160H227L226 162L228 163V165L231 166V169H230V168L228 169L229 166H227V163H226V162H225L226 164L224 163L225 160L223 159V158H225V156L222 157V155H220ZM242 153H243V151H242ZM262 153H263V156H262V158H263V157H264V149H263V152H262V151L260 152V154H259V153H257V154L255 153V154H254V155H255L254 158H256V160H255L253 157L249 156L250 153L248 154V157H247V158H246L245 156H242V157L245 158V159L243 158L242 160H247V159H249V157H250L251 164H252V160H253V159H254V160H253V163H256V161H258V164H259V163H262V164H263V165H262V164L259 165V166L261 167V169H256V167H258V164L256 163L257 166H255V169H254V166H253V170H254L255 172L252 170L253 173H251V174L257 173L256 171H261V170L264 168V158H263V161H262V158H261V156H260V155H262ZM251 154H252V152H251ZM251 154H250V155H251ZM130 155H132V156H130ZM133 155H134L133 153L128 154L127 159L130 160L131 158H134ZM233 155H232V156H233ZM245 155H246V154H245ZM252 155H253V154H252ZM254 155H253V156H254ZM256 155H259L260 157H259V156H257V157H259L260 159L257 158ZM217 156H218V157H217ZM239 156H240V157H239ZM246 156H247V155H246ZM198 157H200V156L198 155ZM139 158L142 159V160L144 161V163H141V165H137L135 162H130L129 164H125V165H127V168L125 167V168L127 169V173H126L125 175H126V176L133 175V172H134V170L136 169V167H137V166H139V167L142 166L143 171L138 172V173H137L138 177H136V179L139 181V183L134 184V185L136 186V187H134V189L137 188V191H138V192H140V191H141L142 193H145V192H146V193H147L146 196H143V197H145L146 199L148 198L149 202H148L147 204H145L146 207H144L145 205L142 204V203H140L141 201L139 200L141 197H140V196H137V197L134 199V201H135V203H133L134 205L131 204L132 207H135V208H134L135 210H134L131 206H130V208H128V209H130L132 212H133V210H134V211H137V210H139V209H140L141 211H144V210H147V206H148V209H150V210L146 211V213H149V212H150V213H149L150 216H147L148 219L146 218V220H144L143 222L149 221L150 226L153 228V231H152V232L150 233V235H149V237H150V238L152 237V239H153V238L155 239V234H156L157 232H159V234H160V232H161L162 230L166 231V233H168V234H170V233L172 232V230H176V231L181 232L182 234H186V235L190 236V241H189L188 245H189V247H191V249H193V250L195 249V250L197 251V258H192V256H190L191 258H190L189 256H188V258H187V257H182V256H180V257H178V259H177V264H240V263H244V264H264V240L258 242L257 239H256V235H257V233H261V234L264 236V228H262L260 232H257L256 229H255V226H253V218H251V216H250V212H251V211H252V212H253V211L258 212V211H260L261 209H264V185H257V186H255V187H253V186H247V189L249 190V193L251 194V197H252L251 200H250V202L248 203V207H249V208L244 207V206L242 205V198H241V196H242V195L244 196V195L248 192L243 186H239L240 188H233V187H232V188H231L232 191H223V192L221 191V192H219L220 194L218 195V198H216L217 201L220 202V205H219V206H221V207L223 208L224 211H227V212L230 211V214H229V215H231V214L239 215V216L241 215V216H240V219H241V221L243 222V224H244L245 227L242 228V229H238V232L236 231V233H235L236 236H234L233 241L229 243L228 248H222V247L219 248L218 245H217V247L215 248V247H213L214 244H212V243H215V241H213V239H212V235H211V224H208L207 222H203L202 220H201V221H202V223H201V221L198 222V220H196V216H198V215H199L201 212H203L205 209H204L203 202H202L201 200H194V198H193V197H194V196H193V190H192L189 186L185 185V183H184L183 185L176 186L175 188L173 187V189L171 190V193H169V194H171V195L163 196L164 194H162V187L168 182V180H167V176H166V175H167V171H166V169H165V165H167L166 163H169V159L166 158V157H161V156H156V158H154V157H151L149 154H148V156H147V159H144V158H142V157H139ZM162 158H163V159H162ZM217 158H218L219 160H218ZM227 158H226V159H227ZM220 159H221V160H220ZM222 159H223V160H222ZM232 159H234V161H233ZM235 159H236V160H235ZM237 159H238V160H237ZM239 159H240V160H239ZM257 159H258V160H257ZM260 160H261V161H260ZM125 161H127V160H125ZM125 161H123V162H125ZM218 161H220V163H219ZM222 161H223V162H222ZM232 161H233V162H232ZM240 161H241L242 164L240 163ZM259 161H260V162H259ZM116 162H117V159H113V160H112V159H109L108 162H106V163L104 164V167H102L103 170H102V168H100L99 170H101V171L103 172L102 174H104V173L106 174V172H108V171H110V170L113 171L112 169H114V165H115ZM217 162H218V164H217ZM246 162H248V160H247ZM246 162H245V163H246ZM132 163H133V165H132ZM222 163L225 164L226 166H225V165L222 166V165H223ZM152 164H153V165H152ZM239 164H241L242 167L239 166L240 168L238 169V165H239ZM256 164H255V165H256ZM106 165H108V166H106ZM109 165H112V166H109ZM143 165H144V166H143ZM247 165H248V163L246 164V166H247ZM249 165H250V162H249ZM249 165H248V166H249ZM252 165H253V164H252ZM252 165H251V166H252ZM134 166H135V167H134ZM145 166H146V167H145ZM148 166H150V167H148ZM152 166H153V167H152ZM234 166H235V169L232 170V168H233ZM246 166H245V164H244V167H246ZM251 166H250V167H251ZM111 167H113V168H111ZM223 167H224V168H223ZM236 167H237V169H238V170H237V171H238V172H237V175H235L236 172H234V171H236ZM244 167H243V169H244ZM260 167H259V168H260ZM262 167H263V168H262ZM105 168H106V169H105ZM132 168H133V169H132ZM134 168H135V169H134ZM150 168H151V169H150ZM128 169H129V170H128ZM148 169H149V170H148ZM14 170L16 171L19 180H21V178H22V179L24 178L23 180H21L22 182H23V181L25 182V181L30 180V178H31V174H32V173H31V167H30V165H28V164H24V165H15V166H14ZM104 171H105V172H104ZM130 171H131V173H130ZM148 171H149V172H148ZM252 171H250V172H252ZM263 171H264V170H263ZM98 172H99V171H98ZM231 172H234V173H233V174H230ZM262 173H263V172H262ZM105 174H104V175H105ZM108 174H109V173H108ZM111 174H112V173H111ZM238 174H240V175H238ZM258 174H259V173H258ZM242 175H243V173H242ZM255 175H256V176H260L261 173H260V175L254 174V176H255ZM230 176H229V177H230ZM26 177L29 178V179H26ZM122 178H123V177H122ZM122 178L118 179V181H119V180H122V181H123V180H126V179H127L125 176H124L123 179H122ZM238 178H239V177H238ZM234 180H236V179L234 178L233 181H234ZM125 182H126V181H125ZM234 182H235V181H234ZM115 184H116V183H115ZM98 185H99V184H97L96 186H98ZM121 185H122V186H121ZM96 186H95V187H96ZM119 186H121L120 188L123 189V190H126V189L129 190L130 188L133 189V186H132L130 183H128V184H127V183H126V184L122 183V184H120ZM101 187H102V186L99 185V187H96V189H97V188H101ZM141 187H142V189H141ZM96 189H95V190H96ZM251 189L254 190L253 193L250 191ZM97 190H98V189H97ZM103 190H104V189H103V187H102L101 190L96 191V192L100 193V192L102 191V192L100 193V194H102V193H103ZM173 190H174V191H173ZM153 193H154V194H153ZM158 196H159V197H158ZM162 196H163L164 198H167V197H168L169 199L167 198V200L165 201V199H164ZM157 198H158V199L160 198L159 200H163V202H162V201H158ZM161 198H163V199H161ZM167 201H168V202H167ZM159 202H160V203H159ZM161 202H162L163 204H162ZM164 202H166V203H164ZM102 203H103V202H101V204H102ZM101 204H100V205H101ZM164 204H165V206H164ZM166 204H167V205H166ZM213 205H214V204H213ZM215 205H218V204L215 203ZM105 206H106V205H105ZM105 206H104V204H102V206H101V210H102V211H105V210H104V209H105V208H104ZM155 206H158V207L155 208ZM159 206H160V207H159ZM111 207H112V206H110V208H111ZM152 207H153L154 209H153ZM205 207H206V206H205ZM110 208L107 210V214L105 213V214H106L105 216H103L102 218H101V217L99 218V219H101V221L104 220L105 218H106L105 221H108V220L111 221V220L115 217L113 213H115L116 211L113 212V213H111L112 210H110ZM131 208H132L133 210H132ZM136 208H137V209H136ZM143 208H144V209H143ZM162 208H163L164 210H162ZM111 209H113V208H111ZM152 209H153V210H152ZM159 209H160V210H159ZM52 210H53V212H52ZM56 210H58V209H56ZM56 210L54 211V209H49L48 214H50V213L53 214V213L55 212L53 216H52V214H50V216H49V215L47 216L48 218L46 217V219H47L48 221L50 220L49 222H51V219H52V218H53L52 221L55 220L56 218H57V219H61V218H62V216H63V213H62V212H63V211L61 210V211H62V212H61L60 209H59V210H58V211H59V212H58V213H59V216H56V215H57V214H56V212H57ZM130 210H127V211L131 212ZM202 210H203V211H202ZM129 212H127V214H131V215H133V214L136 213V212H134V213L132 214V213H129ZM144 212H145V211H144ZM108 213H109V215H108ZM152 213H153V215H152ZM55 214H56V215H55ZM61 214H62V216H61ZM149 214H148V215H149ZM103 215H104V213H103ZM115 215H116V217H117V214H116V213H115ZM60 216H61V217H60ZM108 216H111L112 219L110 220L111 217H108ZM113 216H114V217H113ZM50 217H51V218H50ZM54 217H55V218H54ZM116 217H115V218H116ZM49 218H50V219H49ZM107 218H108V220H107ZM117 218H118V217H117ZM117 218H116V219H117ZM127 218H129V215H126V217H125L124 219H125V220H128ZM130 218H131V216H130ZM163 218H166V219H163ZM46 219H45V222H46V224H47V220H46ZM57 219H56V221H57ZM116 219H114V220L118 223V225H120V223H119L120 220L117 221ZM119 219H120V217H119ZM124 219H123L122 221H120V222H122L121 224H123V227H125L124 225H126V222H127V221L125 222ZM56 221H53V223L56 222ZM109 221H108L107 223L110 224ZM241 221H240V222H241ZM49 222H48V226L51 227V225H52L53 223H50L51 225H49ZM112 222H113V221H112ZM123 222H125V223H123ZM141 222H142V221H141ZM240 222H237L238 224H236V226L240 225V224H241ZM117 223H115V225L118 227ZM239 223H240V224H239ZM103 226H104V225H103ZM119 227L121 228V225H120ZM104 229H105V228H104ZM154 232H155V233H154ZM118 233H119V229H118V228H117V230H116L115 232H114V231H109V230H104L103 232H101V234H102V235H101V236H102V237H101V242H102L101 248H104L105 251L108 250V252H106V253H109L110 256L112 257V259H113V264H120V263H121V259L124 260V262H126V263H127V261H129V260L131 259V262L129 261L128 264H131L133 260H134V261H135V260H136V261L138 260L139 263H138V261H137V262H136V261H135V262L133 261L134 263H132V264H135V263L140 264V259H143V257L141 256V254H139V253L137 252V255L139 254V255H138L139 257L137 258V255H136V253H135V255H133V259H132V257H129V255L127 254L126 251H124L122 248H119V247H118V245L121 244V242H124V239H123L124 236H120ZM139 235H140V234H139ZM143 235H144V234H142L140 237H142ZM145 235H146V234H145ZM156 235L158 236V234H156ZM191 235H192V237H191ZM153 236H154V237H153ZM216 236L218 237V238L216 237V239H222L221 237H222L223 235H216ZM40 238H41V241H40L41 244H44V242H45L44 240H46V238L49 239L48 236H45V238H44V237H40ZM42 238H44V239L42 240ZM121 239H123V240H121ZM39 240H40V239H39ZM39 240H38V241H39ZM49 240H50V239H49ZM116 240H119V241H116ZM120 240H121V241H120ZM42 241H44V242L42 243ZM115 241H116V242H115ZM46 242H47V244H48V243L51 242V241H47V240H46ZM119 242H120V243H119ZM117 243H118V245H117ZM47 244L45 243V245H47ZM114 244H115V245H114ZM169 244H170V243H169ZM48 246L50 247L49 249H52V248L56 249V248H57V247H55V245H54L53 243L48 244ZM48 246H47V248H48ZM51 246H52V247H51ZM170 246H171V247H173V246H172L171 244L168 245V247H169L168 250L171 252V251H173V249H172ZM105 247H106L107 249H106ZM116 247H118L120 250H119V249L116 250V249H117ZM114 248H115L116 252H115V250H112V249H114ZM173 248H174V247H173ZM54 249H52V250H54ZM57 249H58V248H57ZM57 249H56V251H59V250H57ZM104 250H102V253L104 252ZM109 251H111V252H109ZM113 251H114V252H113ZM117 251H118V252H117ZM244 251L251 252L252 254H250V255L247 254L246 257H244V256H243V252H244ZM112 252L115 253V255L112 254ZM124 252H125V253H124ZM104 253H105V252H104ZM118 253H119V254H118ZM121 253H123V254H121ZM124 254H125V255H124ZM122 255H124L125 258H123L124 256L121 257ZM127 255H128V257H127ZM134 256H135L137 259H136ZM140 256H141V257H140ZM126 257H127L128 259H127ZM241 257H244L245 259H243V258L241 259ZM120 258H121V259H120ZM129 258H130V259H129ZM139 258H140V259H139ZM86 261H87V263L90 262L89 260H86ZM124 262L121 263V264H125Z\"/></svg>",
    "mask_w": 264,
    "mask_h": 264
}]
</instances>
